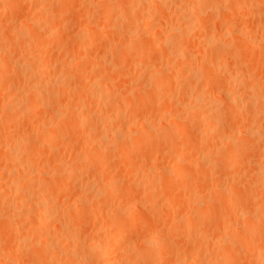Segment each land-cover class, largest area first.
<instances>
[{
    "label": "rangeland",
    "instance_id": "374dc122",
    "mask_svg": "<svg viewBox=\"0 0 264 264\" xmlns=\"http://www.w3.org/2000/svg\"><path fill=\"white\" fill-rule=\"evenodd\" d=\"M9 2V5L8 6H6V8H5V5L6 4H8V2ZM7 1H5V0H0V56H2V54H4V55H7V57H9V54H10V56H14V55H12L11 53H9L10 51H8V49H10L11 48V51H12V53L14 52H16L17 53V55H16V53H15V56H14V58L15 59H21V58H23V57H25V56H23V55H21L22 53V51H23V46H27L28 47V45H27V43L29 44V50L31 49L32 50V48H30L31 46V43H30V38L28 37L29 35H30V33H32L31 35H33V32H35L34 33V35H38V33H39V35L37 36V37H40V35H42V33H44V32H47L46 34H48V31H49V34L52 32V33H55V34H53L52 36L51 35H49V36H47L46 34H43L44 36H41V37H45V35L47 36V37H50V38H47V37H45V39L47 38V39H49V40H45V42H44V39L42 40V42H44L43 44L44 45H42V43L41 44H39V45H42V49H44V50H42V52L43 53H45V55L42 53V52H37V51H40L41 50V48H39V45H38V47L36 46V48H37V53L34 51L35 50V46L33 47L34 49L31 51L30 50V52L32 53V55H31V53H29L31 56H33V54H37V57H38V54L40 53V55L41 56H43V57H39V59L40 60H42V61H40V62H35V61H33V62H30V65L29 66H34L33 68H32V70L34 71H32V72H27V71H25V73H21L20 72V77L19 78H22V79H16L17 78V76H18V74H11V73H13L14 72V70H13V72H10V71H12V70H10V68H12L13 66H11V65H8V69L10 70V71H8L9 73H7V71L5 70V69H3V70H5V73H7V76L5 77V78H7L8 77V79L7 80H5V85L6 86H8V85H13V87H11V88H9V86H8V88L7 87H5V88H7V89H1L2 87H3V85H0V129H1V131L0 132H3V130H4V132L5 131H7V129L10 131V133L11 134H13V140L12 141H14V140H16L17 138L19 139H21L22 137H23V139H24V135H26V136H28V133H29V135L32 133V134H34V136H38L37 138H39V136H40V139H41V137H43V135L41 136L39 133L41 132V134H43V132L45 133V129L46 128H49V129H51V131H52V128H50L51 126H50V122H51V120H52V118H53V116H55V114L54 113H58V110H60V108L62 109V106L65 104V102L66 101H71V98L69 99V97H71L72 95H73V97H72V99L74 98V96H75V94L76 95H78V93H77V91L79 90V87H80V90L82 91L83 89L81 88L82 86L80 85L81 83H79V81L81 80V75L79 76V74L82 72H80L79 73V67H81V68H84L85 67V65L83 64L84 62H82V60L84 59V57L86 58V56L87 57H89V55H87V54H89V52H91V55L93 54V57H94V67L95 68H103L104 69V67H106L108 70H106V69H104V74H106V75H104L103 74V72H102V75L100 74L101 73V71L103 70H101V69H95L93 66L91 67V68H93V69H95V72H97L98 70H100V72L98 71L97 73H95L94 72V70H91V68L89 67V69L88 68H85V69H83V70H85V74L84 75H82V76H85V78H82V80L81 81H84L83 79H90L91 80V78H88V77H92V79H96V78H98L99 79V77H100V79H102V77H105L106 79H108V80H105L106 82H105V84L107 83H109L108 85V92H110L111 94H113V92H114V94L117 96V94L116 93H120V95H118V97H120L121 99L123 98V100H124V102H125V100H126V104L128 105V106H131V105H129V103L128 102H132L131 104H133L134 102H133V99L135 100V98H136V96L137 95H139V94H143L142 95V98L143 97H145V96H147V92L150 94V91H148V90H146L145 88H150L148 85H154L153 84V81H155V80H153V78H155L156 76L159 78V79H161V78H165V77H162L164 74H166L165 76H166V79H167V75H169V73H168V71L166 70V67H167V65L169 66V67H173L174 65H176V66H179L180 64H177V62L179 63V61H177V62H174L172 59V57L170 58V55H172L173 53H174V57H176L177 58V56H178V54H177V52L178 51H180L181 52V54L184 52V50L185 49H182L183 50V52H182V50L181 49H179L180 48V44L181 43H179V46H178V44L176 43L175 45H176V47L179 49H177L178 51H175L176 49H172V47H173V45H174V42H171V40H168V42H171L173 45H171L172 47L171 48H168V50H170L169 52H170V54L168 55V56H166L168 53H167V51L166 50H164L165 48L164 47H162L161 48V46H159L158 47V49H157V47H155V46H158L157 45V43L160 45L161 43H163V45L162 46H164V43H167V38H169L170 39V36H171V33L172 32H174V30L176 29V27L177 28H179V26H180V28H182V26L184 25V24H186V22L185 21H183L184 19V17L181 19V16H185V14H188L186 17H185V19H189V20H191V21H189L188 22V24H192V22H193V24L195 25V23H198L199 21V25L197 24L196 26H194L193 24V26L195 27V29L194 30H189L188 31V33L189 34H186V33H184V35L185 36H182L181 35V37L179 36V38H181L182 39V37H184L183 38V45H181V47L182 48H186L187 50H185V52H186V56H185V58H183V60L185 59V62L186 61H188L187 60V56H188V54H189V56L190 57H196L197 59H195L196 61H194V62H196V65L198 66H195V64L193 63V66H194V68H196V69H192V68H189V69H192V70H194V71H191V72H189V69H187V70H185V72H182L181 73V75H179V78L177 77V76H173V78H175L176 80H174L173 78H171V80H172V82L170 83L171 84V86H170V88H169V86H168V89L169 90H172L173 92H175L174 94H173V92H170V96L168 95L169 93H167L166 91H164V89L165 88H167V87H165V85L167 86V84H169V82L171 81H169L168 80V82H167V80L165 81V82H167V84H165V82L163 81V80H165V79H162V81L161 80H158V78L156 77V79H157V81H159V83H157L159 86H164L163 87V90H162V88H161V90L163 91V92H165L166 93V98H168V96H169V98H171V100H169L168 101V99L166 100V99H164L165 97H163L162 96V94L160 93V96L158 95L159 94V91H158V93H157V90H156V94H155V92H152L153 90H155V88L154 89H151L152 91V93H154L156 96H153V97H155L153 100L155 101V103H154V105H153V103L150 101V97L148 98H146L145 100H149L148 102H150V105H153V108H152V106L150 107V105L149 104H147V107H149V109L150 110H148L147 108H142L141 107V109H143L142 111L144 112V109H146V117H150V113H152L153 111L151 110V109H153L154 110V106H155V104L157 105V109H155V111L157 112V110L159 111V112H164L166 115H168V117L170 118V117H173V116H177V117H182L183 115H182V113L181 114H179L180 112H184V115L186 114V112L184 111L185 109L184 108H182V106L183 105H185L186 104V106H184V107H193V106H195V101H194V98H193V96H195V94H196V96L197 95H204V96H206L205 94H207V96H210L211 98H210V100L208 99V98H206V99H204V101L205 100H209L210 101V103H211V106H214V107H212V108H210L211 106H208V105H210V103H209V101L207 102V101H200L201 103H205L204 105L205 106H203L204 108H207L208 107V110L210 109V111H214V113L216 114L215 116H216V118H217V115L219 116V118H218V123L217 122H215L216 123V125L215 124H213L214 126H216V127H214L213 125H211V126H209L208 124L205 126V124L206 123H204V125H203V123L201 122H199L200 123V125L199 126H201V130L203 129V132L200 130H198L199 129V126L196 124H194V123H192L191 122V120L189 119V123L191 122V125L189 126V127H185V130L186 131H184L185 133H182L183 131H179V130H182V128H179V130H178V134L176 133V135H179V134H182V137H184V139L180 136V137H177L178 139H175V143H176V145H179V148L178 149H176V150H179L180 149V147H181V149H180V151H182V153L183 152H187V149L188 148H193L192 146L190 147H188V145H192V142L195 140V138H192V137H196V135L198 136V137H196V140L199 142V137H200V143H203L202 142V140L203 141H205V144L207 143L208 145H205V147L201 144H198V147H199V149L197 148V143L198 142H196V144L194 143V145L193 146H195L196 145V147H195V149H198L199 151H197L196 150V152H194L193 154H190V153H192V151L190 152V149H188L189 150V152H187V153H184L185 154V156H186V158L188 159V164H186L187 163V160H184V158H185V156H180V155H182V153L180 152L179 153V151H177V152H173V153H176L177 155L178 154H180V155H176V154H173V153H171L170 154V152L169 151H171V149H167L169 146H167V145H163V143L165 142H163L162 143V141H160V140H162V139H160V137H159V135L157 136V133L159 134V133H161L162 135L164 134V135H166V133H165V131H164V133H162V131L163 130H161L162 128H159L160 130H158L157 129V126L158 127H160L159 125H156V127L154 126V125H152V127L150 128V131H153V134L154 135H156L155 136V138H154V140L152 141V143H154L155 142V144L153 145L151 142V146H150V144L149 143H146V145H143L142 143H141V145H143V146H141V147H139L138 149V153H136V151H131V155L129 154L130 153V149L129 148H123V149H125V150H127L128 151V149H129V151L127 152V151H124V150H122L121 148V150H122V154L120 153V150L119 149H117L118 147H116L117 145H115V143L114 142H116V140L115 139H113L112 137H107V135H102V137H106V141H107V138H109V139H113V141L111 140V142H113L114 143V147H113V144L112 143H107L108 145H104V147L106 146H108V147H110V148H108V150H111V152L112 153H110V151H109V153H110V155L108 154V152H106V147H105V149H103V150H101L100 152H102V151H105V152H102L103 154L105 153V155L103 156L102 154H100V152H98L99 153V156L98 157H101V158H103L104 157V160L103 159H98V160H96V161H90L89 163H87L88 165H86L85 163H83L82 162V158L81 159H79L80 158V155H81V157L84 155H86V153H88V152H90L91 151V155L92 154H94L95 156H97V154H95L93 151H92V148H88V147H86V149H85V145L86 146H90L92 143H93V141L95 140H88V138L91 136V135H89V137H88V134L86 135V134H82V135H80V133H83V132H80V131H84V129L82 128V125H80L79 127L80 128H82V129H80V131L79 130H77V131H75V129L74 130H72V128H70L69 126H67L68 128H70L69 130L70 131H66L64 134H66V135H63L62 137H64L63 139H64V141L63 140H59L60 141V143L61 144H58L57 143V141H56V144L59 146V149H58V152L56 153V155H58V156H54V154L55 153H50L49 151H48V153H47V146L46 147H39V149H40V153L39 152H37V154L35 155L36 156V158H38L39 160H37V159H35V160H37L36 162H35V168L36 169H39V170H42V171H44V172H49L50 174L49 175H51V171L53 170V169H51V168H53V167H59L60 165L62 166V168H65L64 169V171L66 170V169H70V167H73V165H76L77 164V162L80 164V167L82 168V171H83V173H82V171H80L79 173H81V174H78L77 176H76V178H78V179H72V181H70L69 179H67L66 177H65V179H67V180H69L70 181V185H68V186H66V188L65 189H63L62 187V185L64 184V182H67L68 183V181H64V178L62 177L61 179L62 180H60V181H63V182H59V184L60 183H62V185L60 186L61 188H60V190L58 191L59 193L61 192L62 194H59V193H56L55 192V194L53 195V199H54V201L56 202V203H59L60 201H61V203H59V204H62L64 207H66V205L68 206V205H70V204H72V202L74 203V201L76 200L77 201V203H78V201L80 200V201H82L83 203H84V205L85 204H92V206L93 207H91L92 208V210H91V208L89 207V206H87V207H84L85 209H83L82 210V206H84L83 204H82V202H79V203H81L82 205H78V204H76V202H75V204H72V206H70L72 209H74V211L76 210V209H80V211L82 210L83 212H80L81 214L83 213V214H85V213H88L87 212V210H86V208H89V213L90 212H92L93 211V209H95L97 206V210H95V212H92V214L94 213H96V215H95V219H96V216L97 217H99V218H97L95 221L97 222V221H99L100 220V223H95L96 225H92V224H90V222H88V221H86L87 219H88V216H89V213L88 214H85V217L83 218L82 217V215H79V213H78V215L79 216H81V219L83 218V220L81 221V224L79 223L78 224V226H74V227H71L70 228V231L72 230L73 232H75V233H77L78 234V236L79 237H77V238H81L82 236H84V237H82L80 240H79V242L81 241L82 243H83V241H87L88 243H92V242H101V243H105V247L107 246L110 250H112V248L113 247H116L117 248V250H115L116 251V253H114L115 251H112L113 253H111V252H109L110 254H107L108 256H105V257H103V258H106V257H109L107 260V262L104 260V259H102V261H99V262H97L96 261V263L97 264H105V263H109L110 262V264H112L111 262L114 260H117L119 257H124L125 258V260H127V263L128 264H130L129 262H128V259H130L132 256V253L133 254H135V251L137 250V248H144V249H142V251H140V249L139 250H137L138 252L140 251L141 253H142V255L140 256V257H142V256H144V254H143V252H145V250H147V248L148 247H150L151 245L154 247V244L156 243V246L154 247L155 248V250H157V251H161V250H158L159 249V246H158V244H164V245H161L162 247H164L166 250H164V252H165V254H163V256L162 257H164V258H162L163 260V262L162 261H160V264H179V263H182V262H184L183 264H196L195 262H193V263H191V261H193L192 259V257H194L192 254H194L193 253V251L195 250L196 251V247H197V245H195L194 246V244H199V246L198 247H201V248H199V249H197V250H199L200 252H199V254L201 255V257H202V259L204 260V259H206L207 258V260H208V257H209V255L210 256H213L212 254H213V252H215L216 251V249H217V252H221L222 250H220V249H223L224 250V248H223V246H224V244H226V243H229V244H233L232 246L235 248L234 250H235V252L236 253H234L233 255L235 256H232V257H234V258H232V259H234V260H232L230 257L228 258L229 260H227V262H229L230 260H231V262H229L230 264H255V263H257V264H264V242H263V240H264V237H263V239H262V236L264 235L263 234V231H264V225H262V223H261V220L262 219H264V218H262L261 216H263L264 215V210H262V208H263V203L264 202H262L263 200H264V198H262V197H264L263 196V192L261 191V189L259 188V187H257V185H256V183L255 182H257V181H259V178L261 179V178H263L261 175V171H260V169L261 170H264V146L262 145L261 146V143L262 144H264V141H262V140H264V139H262V138H264V129L262 128V127H264L263 125H264V123H263V125H261L259 128L262 130V133L260 132L261 130H259V128H258V126H259V124H262V123H260V122H264V116L262 115V114H264V111H257V109H260V110H262L261 108H263L264 109V98H261V97H264L263 95H264V0H236V1H234V0H225V1H230V2H227L226 3V5H222V4H224L225 3V1H224V3L223 2H221L220 3V6H219V3H214V1H212L211 2V0H208L209 2H211L210 4H212V3H214V4H212V5H214V6H219V7H222V8H224L225 6H226V8L225 9H222V10H226V12L225 11H222V12H224V15L222 14H220V12L218 13V15L220 14V18H222L221 20H219V18H218V16L217 15H214V16H217V18H215V17H213V13L214 14H217L216 12H213V11H211V13L209 12L210 11V9L209 8H207V7H209L208 5H205L206 3H204V5L206 6V7H204L201 3L202 2H204L205 0H203L201 3H200V1L198 2L197 0H195V1H191L190 3H193V4H190L189 2H187V4L189 3L190 5H195L194 7H196V8H194L193 10H195V12L194 11H190V10H187L188 8L187 7H189V6H185V4H184V7H183V9H180V8H182V5H183V3H186V2H184V0H181V1H179L178 2V4H177V0H175L176 2L174 3V2H172V0L170 1V0H168V2H171L170 4L167 2V3H165V1H167V0H165L164 2H161V0H157L158 1V3L160 2V4H159V6H162V3H163V6H166V5H164V4H168L169 6L167 7V8H165L164 9V7H160V10H159V8H157L156 7V4H155V6H153V4H151L152 6H146V8L147 9H142L138 4H137V6L136 7H139L138 8V10H140L139 12H142V16H144L146 13H147V15H145L144 17H142V16H140L141 14L140 13H138V12H135V14H140L139 16L141 17L140 19H139V17H137L138 15H136V18L138 19H136V18H134L135 16H133L132 14H134V9H135V11L137 10V8L136 7H133V6H135V4L134 3H132L131 4V2H133V0H128V1H131L129 4H127V5H125L127 2L126 1H124V0H20V1H18V0H15V1H13V0H7ZM12 3H11V2ZM196 1H197V3H196ZM219 1H221V0H216L215 2H219ZM14 2H16V3H14ZM86 2V3H85ZM134 2H137L138 3V0H135ZM180 2H183L182 3V5H180ZM2 3L4 4L3 6H2ZM85 3V4H84ZM157 3V2H156ZM157 3V4H158ZM173 3V6L171 5ZM110 5V6H108V8H114V10L116 11L117 10V12H115V13H117L116 15H114V14H111L110 16H112L111 17V19H110V21H106L109 17H106V15L108 14V13H106V11H105V6H107V5ZM134 4V5H133ZM174 4H177V5H174ZM186 4V5H187ZM188 4V5H189ZM216 4H218V5H216ZM113 5V6H112ZM127 7V9H126V7ZM171 5V6H170ZM199 5H201V6H203L204 8H205V10H206V12L211 16V17H213L212 19H211V17L209 16V18L211 19V20H208V19H206V18H208L207 16L205 17L204 15H207V13H204V8H202L201 6H199ZM5 9L4 11H3V8ZM115 6V7H114ZM121 6H123L126 10H124V8L122 7V9L123 10H121ZM128 6H129V8H128ZM158 6V5H157ZM180 6V7H179ZM198 6V7H197ZM8 7H10V8H8ZM120 7V8H119ZM132 9H131V8ZM156 7V8H155ZM169 7H172V9L171 8H169ZM179 7V8H178ZM190 7H192V6H190ZM189 7V8H190ZM117 8H119V9H117ZM152 8V9H151ZM176 8V9H175ZM185 8V9H184ZM187 8V9H186ZM9 9V10H8ZM142 9V10H141ZM150 9L152 10V11H154L155 12V10H153V9H156L157 11L155 12V14H154V12L153 13H150L149 15H153L151 18H152V20H151V18H150V20L152 21V22H154V19L156 18H154L153 19V17L156 15V13L157 14H159V17L158 18H160V19H156L155 21H157V20H163V19H161L162 17H166L165 19H166V21H164L165 22V24L167 23V22H170V23H168V25H165L164 24V26L162 25L164 22L162 21V22H160V23H158L159 21H157V22H155V23H152V24H155V25H159V27H158V29H157V26H156V28L153 26V28H151L150 30L149 29H147L148 28V26L151 24V21H150V24H148L147 23V25L144 23V19H146V18H148L149 17V15H148V11L147 10H149L150 11ZM161 9H164L165 10V16L163 15V16H161L160 17V12H162L163 10H161ZM203 9V10H202ZM110 9H108L107 11H109ZM130 10V11H129ZM144 10H146L145 12L146 13H144L143 11ZM170 10V11H169ZM183 10V12H185L186 11V13H181V11ZM202 10V11H201ZM64 11V12H63ZM110 11H112V10H110ZM109 11V12H110ZM122 11H124L125 12V14H126V16H127V18L129 17L130 18V16H132L133 18H131V20H132V22H133V24H135V22H137L135 25H134V27L136 26V27H138V28H136V29H138V30H136L135 28H134V31L133 30H130L131 32L129 33L130 34V37L128 36V33L126 34V30L127 31H129L128 29V25L129 26H131V24H127V21L129 20V19H125V14H124V12H122V14H121V12ZM126 11H128V12H130V14L128 13V12H126ZM132 11V12H131ZM151 11V12H152ZM168 11V12H167ZM199 11V12H198ZM39 12H44L43 14H41L40 16H39ZM59 14H58V13ZM188 12V13H187ZM190 12H193V14L192 15H194L196 12H198V13H196L194 16H192L191 15V13ZM203 12V13H202ZM213 12V13H212ZM111 13V12H110ZM127 13L130 15V16H128L127 15ZM177 13H179V14H181V15H178ZM227 13V15H226V17H223V16H225V14ZM162 14H164V11L162 12ZM161 14V15H162ZM183 14V15H182ZM204 14V15H203ZM191 15V16H190ZM39 16V17H38ZM108 16H109V14H108ZM180 16V17H179ZM42 17V18H41ZM46 17H48V18H46ZM180 19H179V18ZM190 17V18H189ZM106 20H105V19ZM142 18H144V19H142ZM22 20H23V22L25 21L26 22V24L29 22V21H31V22H29L28 23V25H26L25 24V27L22 29V30H20V27H17V26H21V23L22 24H24L23 22H22ZM29 20V21H28ZM34 20H37V22L36 21H34ZM103 20L105 21V22H110V23H113L114 25H117L120 29H118L119 31L118 32H120V33H122V29L125 27V24H127L126 25V27L124 28V30H125V35H127L125 38L127 39L128 38V40H126V42L128 41V44L125 42V40H124V43H126V45H128V50H129V48L131 47V46H134V44H135V46H136V44H137V46H136V49H140V47H139V45L138 44H144L145 42H143V41H145V39H146V45H147V49H145L144 48V46L141 44V48H144V51L146 50H148V43H150V42H152L151 41V39L154 37V44H155V42H156V45H154V47L156 48H152V46H151V48L149 47V51H150V49H151V52H147L149 55H147L148 57L146 58L144 55H143V57L142 58H144V60H146V62H147V60H148V62L151 64V65H149L148 64V62H147V67L145 66V64L143 63V62H141V61H143V59L142 60H140V63L139 62H137L138 61V59H140V54H145V53H142L143 51H141L142 49H140V50H138V51H140L139 53V55H137L136 53V55L139 57V58H137L136 57V55L134 56V57H136V58H134V57H131V56H129V55H133L134 53H132L131 52V54H127L126 52H127V50H124L125 48H127V47H125L124 49L122 48V47H120L121 45H117V46H114V45H116V44H120V42L118 41V40H123V36L124 35H119V34H116V33H114V31H116L117 29H113V27L115 28V27H117V26H114L113 24H112V26H111V24H110V26H109V24H108V28L106 27V25H107V23H105V22H103ZM127 20V21H126ZM135 20V21H134ZM140 20V21H139ZM147 20H149V18L147 19ZM168 20V21H167ZM172 20V21H171ZM180 20H182V21H180ZM223 20V21H222ZM146 21V20H145ZM38 23L39 24V26H38V24L35 26V27H33V23ZM40 22V23H39ZM131 22V23H132ZM183 22V23H182ZM185 22V23H184ZM212 24H211V23ZM20 23V24H19ZM98 23V24H97ZM105 23V24H104ZM129 23V22H128ZM158 23V24H157ZM162 23V24H161ZM216 23V24H215ZM31 26H30V25ZM86 24V25H85ZM90 24H94L93 26H92V28L90 29V30H95V31H93L92 33H87L88 34V36H85L86 35V31L85 32H81V28L82 27H85V26H90L91 27V25ZM95 24H97V26L95 25ZM124 24V25H123ZM139 24H140V26H139ZM151 24V25H152ZM160 24H161V26H160ZM170 24V25H169ZM171 24H172V26H171ZM180 24V25H179ZM182 24V25H181ZM188 24H186V27H190V25L189 26H187ZM209 24H211V26L209 25ZM123 25V26H122ZM144 25L145 26H147V27H145L144 28ZM150 25V26H151ZM174 25H176V27L174 26ZM179 25V26H178ZM26 26H27V28L29 27L30 29H31V31L29 30V29H26ZM82 26V27H81ZM97 27L96 29H94L93 27ZM104 26V27H103ZM167 27V26H169L168 28H163V27ZM173 26H174V28H173ZM199 27V29H198V27ZM206 26L208 27V26H210V28L208 27L207 29H206ZM215 26V27H214ZM39 27V28H38ZM123 27V28H122ZM140 27V28H139ZM152 27V26H151ZM170 27L171 28H173V29H170ZM194 27H191L192 29L194 28ZM110 28H112V29H110ZM126 28H128V29H126ZM156 30H155V29ZM160 28V29H159ZM26 29V30H25ZM62 29V32L60 31ZM108 29V30H107ZM131 29H133V28H131ZM162 29V31L161 32H163L164 34H167V35H164V36H166L165 37V39H166V41H164V39L163 40H160V38H164V37H161V36H163L162 35V33L159 31V30H161ZM171 30V31H169V30ZM189 29V28H188ZM196 29H198V31H196ZM27 30H29L28 32H29V35L27 36L26 34H25V37H24V34H21L20 33V31L21 32H23V31H27ZM35 30V31H34ZM38 30V32H36ZM45 30H47V31H45ZM90 30H89V32H90ZM110 30H114V31H110ZM122 30V31H121ZM145 30V31H144ZM146 30H148L149 32H147ZM154 30H155V32H154ZM165 32H164V31ZM167 30H168V32H169V34H168V32H167ZM208 30V31H207ZM211 32H210V31ZM18 31H19V33H18ZM33 31V32H32ZM39 31H43L42 33H40ZM133 31V32H132ZM112 32V33H111ZM117 32V33H118ZM167 32V33H166ZM194 32H198L199 33V35L198 34H195ZM230 32H232V33H234V34H237L238 36H241V38H238V37H233V36H231V34L232 33H230ZM18 33V34H17ZM27 33V32H26ZM59 33V34H58ZM131 33H132V35H131ZM134 33V34H133ZM146 33H147V35H146ZM149 33V34H148ZM154 33H156L157 35H155ZM207 33V34H206ZM230 33V34H229ZM239 33V34H238ZM242 33V34H241ZM141 34H144V35H141ZM159 34H161V36H159ZM174 34H176L175 32H174ZM174 34H172V36L174 37ZM224 34H226L227 36L229 35V37H226ZM233 34V35H234ZM30 35V36H31ZM55 35H57V37L55 36ZM136 35V36H135ZM151 36V39H150V36ZM178 35H179V33H178ZM188 35V36H187ZM237 35H235V36H237ZM247 36V38H246V36ZM10 36H13V37H10ZM132 36V37H131ZM147 38H149V39H147ZM157 36V37H156ZM158 36L160 37V38H158ZM199 36H200V38H199ZM252 38H251V37ZM23 37V38H22ZM26 37H28L27 39L29 40V41H27V39H26ZM33 37V36H32ZM31 37V38H32ZM87 37H88V39H87ZM120 37V38H119ZM176 37V36H175ZM185 37H189V38H186L185 39ZM209 37V38H208ZM227 38V39H224V38ZM233 38L234 40H236V41H234L233 39H231V38ZM243 37H245L246 38V40L248 39L249 41H245V40H242V39H244ZM18 38V43H20V42H24V44L25 45H19L18 43H16V39ZM25 38V39H24ZM179 38H178V41H179ZM208 38V39H207ZM250 38V39H249ZM15 39V40H14ZM22 41H21V40ZM158 41H157V40ZM173 39V38H172ZM175 39V38H174ZM176 39H177V37H176ZM189 39V40H188ZM239 39V40H238ZM260 39H261V41H260ZM20 40V41H19ZM149 40V41H148ZM153 40V39H152ZM186 40V41H185ZM202 40H204L203 42H202ZM224 40H226V42H228V40H230L228 43H226V42H224ZM257 40V41H256ZM117 41H118V43H117ZM148 41V42H147ZM161 41H163V42H161ZM206 41V42H205ZM211 41V42H210ZM223 41V42H222ZM253 41V42H252ZM254 41H256V42H254ZM135 42V43H134ZM201 42H202V44H201ZM231 42H235L234 43V45H233V43H231ZM261 42V43H260ZM80 45H79V44ZM122 43V42H121ZM134 43V44H133ZM170 43V44H171ZM187 43V44H186ZM203 43H205V44H203ZM20 44H23V43H20ZM131 44H133V45H131ZM218 44H220V45H218ZM232 44V45H231ZM21 46V47H18V46ZM123 45H125V44H123ZM145 45V44H144ZM166 45V47H167V45H169V43L168 44H165ZM186 45V46H185ZM188 45V46H187ZM209 45V46H208ZM227 45H231V46H228V47H224V46H227ZM259 47H258V46ZM15 46V48L13 49L12 47H14ZM78 46H79V48H78ZM130 46V47H129ZM183 46H185V47H183ZM201 46V47H200ZM207 46V47H206ZM220 46V47H219ZM233 46V47H232ZM8 47V49H6ZM23 47V48H22ZM117 47H119V48H122L121 50V53H123V52H125V54L127 55V59L126 60H128L129 59V61H130V59H132L130 62H132V65H136L135 67L136 68H138V69H135V68H131L129 71L128 70H126V68L128 67L127 65H131V63L129 64V62L127 63V62H125L124 61V59H123V64H125V66H122V65H120L121 63H119V64H116V66L115 65H113L114 64V62L116 61H118V62H120L122 59H121V57H118L117 55L119 54V52H120V49L119 48H117ZM124 47V46H123ZM146 47V46H145ZM169 47H170V45H169ZM175 47V46H174ZM262 47V48H261ZM21 49V51H18L17 52V50L16 49ZM116 48V50H114ZM132 48V47H131ZM131 48H130V51H131ZM222 48H225L226 50L224 51ZM228 48H230V50L228 49ZM231 48H234V50L233 49H231ZM3 49V50H2ZM5 49H6V51L7 52H5V53H3L4 51H5ZM93 49V52L91 51ZM96 49V50H95ZM119 49V50H118ZM153 49V50H152ZM163 49V50H162ZM222 49V50H221ZM14 50V51H13ZM46 50V51H45ZM73 50V51H72ZM76 50H78V52H76ZM83 50H85L84 52H83ZM89 50V51H88ZM157 50H160V51H157ZM173 50V52H171ZM190 50V51H189ZM207 50V51H206ZM211 50V52H209ZM228 50H229V53L230 52H233V55L232 54H229L228 53ZM82 51V52H81ZM145 51V52H146ZM162 51H166L165 53H167V54H165V53H163ZM175 51V52H174ZM217 51V52H216ZM134 52V51H133ZM152 52H154L155 54H152ZM205 52V53H204ZM221 52V53H220ZM227 53L230 57H233V58H231L230 59V57L225 53L224 55H223V53ZM9 53V54H8ZM13 53V54H14ZM19 53H21V54H19ZM121 53H120V56H121ZM128 53H130L129 51H128ZM172 53V54H171ZM216 53H220V62H221V64H220V67L218 66L219 65V63L220 62H218V61H216L215 62V57H217L216 59H218V54H216ZM124 53H123V55H124V58H126V55H125ZM164 54V55H163ZM177 54V56H175ZM180 54V53H179ZM183 54H185V53H183ZM182 54V55H183ZM191 54V55H190ZM197 54H200V55H202V57L199 55V57H198V55ZM214 54H216V56H214ZM4 55L2 56L3 58H4ZM163 55V57H161ZM208 55V56H207ZM21 56H23V57H21ZM31 56H27V58L28 57H31ZM34 56H36V55H34ZM188 56V57H189ZM211 56V57H210ZM2 57H0V58H2ZM7 57H5V58H7ZM92 57V58H93ZM178 57H180V56H178ZM203 57H205V58H203ZM210 57V60L212 59V57L214 58V64H215V67L216 66H218L217 67V69L218 70H216L215 71V69L213 70V68H215V67H213L212 69H209L208 67H211L212 66V60L211 61H208V62H206V64L208 63V64H210V66H208V64L206 65L205 63H203V62H205L208 58ZM224 57V58H223ZM0 59V60H5V58L4 59ZM44 60H43V59ZM117 58H119V59H121L120 61L117 59ZM123 58V57H122ZM156 58V59H155ZM158 58L159 59H161V60H158ZM181 58V57H180ZM227 58V59H226ZM103 59H105V61H108V62H106L107 64L108 63H110V65L108 64V66H105L104 64H106L105 62L103 63V65H104V67H102L103 65H101L102 64V61H104ZM114 59H117V60H115L114 61ZM134 59V60H133ZM153 59L156 61H154L155 62V64L157 63V65H154V62H153ZM167 59V60H166ZM175 59V58H174ZM179 58H177V60H178ZM190 59H192L193 60V58H190ZM202 60V61H200V60ZM204 59H206L205 61H204ZM8 60V58L5 60V61H7ZM135 60H136V62H135ZM151 60V61H150ZM209 60V59H208ZM223 62H222V61ZM43 61H45V62H51V64H52V66L47 70L48 71V75L46 76L45 74V76L42 74L41 76H39L38 78L40 79V77L42 78L43 77V81H44V79H45V81L44 82H47L48 83V81L50 82V84L51 83H55L54 81H55V79H52V78H57L58 80H59V78H60V80H62V82H60V83H62V84H64V85H62V86H64L63 87V92L62 93H64V94H62V93H59V90H58V93L59 94H62L61 95V97L59 96V95H56V96H58L59 98H62V99H60V101L63 103H59V105H60V108L58 109V107H59V105H58V107H55V110L51 107L52 105V103H56V101H59V99L58 100H56V101H51L50 102V104L49 105H51L50 107L49 106H47V107H49V108H51L52 110H48L47 108H44L45 106H43L42 107V109H37V110H39V111H35V113L34 112H32L31 110H28V109H26V107L28 108L29 106H30V103H28L29 105H25V103H26V101L28 102V100L29 101H31L28 97H26L28 100H22V98L18 95V94H20L19 92L21 91L22 93H23V91L25 92V90H26V88L27 87H29L30 85H31V83L29 82V81H27L26 82V78H23V77H21V74H22V76H23V74H24V76L25 75H29V74H38V73H42V71H43V68L41 67V63L43 62ZM54 61V62H53ZM84 61L87 63V59H84ZM161 61V62H160ZM230 61H232V62H230ZM2 63L4 62V61H1ZM163 62V63H162ZM180 62H183V61H180ZM210 62V63H209ZM81 63H82V65H81ZM93 63V62H92ZM101 63V64H100ZM188 63V62H187ZM228 63V64H227ZM1 64V63H0ZM36 64V65H35ZM39 64V65H38ZM55 64V65H54ZM142 66V69H140L141 67H138V66H140V65ZM166 64V65H165ZM190 64V63H189ZM201 64H203L204 66H202ZM218 64V65H217ZM227 64V65H226ZM7 65V62H6V64L4 65V63H3V68H5V67H7L6 66ZM81 65V66H80ZM84 65V66H83ZM119 65V66H118ZM132 65H131V67H132ZM152 65H153V67L154 68H152ZM186 65H188V64H186ZM223 65V66H222ZM11 66V67H10ZM68 67V69H67V67ZM77 66H79L78 68H76ZM144 66V67H143ZM151 66V67H150ZM200 66V67H199ZM202 66V67H201ZM205 66H208L207 68L205 67ZM234 68H232V67ZM57 67V68H56ZM120 67V68H119ZM122 67H126V68H124V69H122ZM148 67H150L151 68V70H150V73H149V71L147 70V69H145V68H148ZM163 67H165V68H163ZM187 67H190V66H187ZM62 68H65V69H63L65 72H67L68 74H69V72H70V76L67 74V78L66 77H63L64 75L66 76V73H64V71L62 70ZM130 68V67H129ZM144 68V69H143ZM221 68V69H220ZM227 68V69H226ZM231 70H229V69ZM2 69V68H1ZM0 69V70H1ZM13 69H15L14 67H13ZM17 69V68H16ZM15 69V70H16ZM42 69V70H41ZM69 70V72L67 71V70ZM128 69V68H127ZM135 69V70H134ZM158 69V70H157ZM159 69H161V70H159ZM162 69L164 70H166V72L164 73V71H162ZM223 69V70H222ZM60 70V71H59ZM63 72H62V71ZM87 70V71H86ZM89 70V71H88ZM147 70V71H146ZM178 70H179V68H178ZM210 70H213V71H210ZM221 70V71H220ZM234 70H236V71H234ZM2 71V70H1ZM18 71V70H17ZM39 71V72H38ZM41 71V72H40ZM47 71H44V73H46ZM73 71H77V73H74ZM152 71V72H151ZM226 71H228V73H229V71H230V75H228L227 77H229L230 76V79H231V81L233 80L235 83H236V85H233V87H232V84H234V82L232 81V83L230 84L229 83V78H228V82H227V77H226ZM26 72H27V74H26ZM73 72V73H72ZM87 72V73H86ZM105 72H107V73H105ZM144 72V73H143ZM147 72V73H146ZM159 72V73H158ZM196 74H195V73ZM232 72V73H231ZM15 73V72H14ZM18 73V72H17ZM82 73H84V72H82ZM126 73V74H125ZM147 75H146V74ZM160 73L161 74H163V75H161L160 76ZM168 73V74H167ZM188 73V74H187ZM195 75H194V74ZM233 73H235V74H238V75H235V74H233ZM242 75V76H240V74ZM76 76L75 78H73L74 76ZM76 74V75H75ZM143 74H145V75H143ZM153 74V75H152ZM193 74V75H192ZM6 75V74H5ZM14 75V76H13ZM17 75V76H16ZM39 75V74H38ZM37 75V76H38ZM50 75V76H49ZM143 76V77H141V76ZM151 77V82H150V77ZM159 75V76H158ZM188 75V76H187ZM200 76V77H198V76ZM246 77H245V76ZM49 76V77H48ZM72 76V77H71ZM87 76V77H86ZM110 76V78H112V81H110V78H108V77ZM146 76H148V77H146ZM186 76L188 77V78H193V81H195V82H192V83H194V84H188L189 86H186V85H184V84H187L186 82H188V83H190L189 81H191V80H189L188 78L187 79H184V78H186ZM191 76H193V77H191ZM219 76H221V77H219ZM224 76H225V78H226V80H225V78H224ZM248 76V77H247ZM14 77H15V79H14ZM80 77V78H79ZM137 77H139V78H137ZM145 77V79H146V81L147 82H145V80H143L142 79V81L141 80H139V79H141V78H144ZM177 77V78H176ZM203 77L207 80H209V81H211V84L209 83V85H208V87H206L207 85H205L206 84V82H204L202 79H203ZM238 77V78H237ZM239 77H240V79L242 80V83L244 82V84H242V85H240L241 83V80L239 79ZM250 77V78H249ZM48 78V79H47ZM49 78H51V79H49ZM61 78H63V79H61ZM197 78V79H196ZM247 78V79H246ZM23 79L25 80V81H23ZM74 79V80H73ZM77 79H79V81L77 80ZM170 79V78H169ZM183 79V80H182ZM195 79V80H194ZM200 79H201V82H200V84L201 83H205L204 84V86L203 85H199V82H197L198 80L200 81ZM204 79V80H205ZM211 79V80H210ZM246 80V81H244V80ZM19 80V81H18ZM21 80V81H20ZM64 80H67V81H64ZM73 80V81H72ZM79 83H76V81ZM103 80V79H102ZM179 80V81H178ZM186 80H189V81H186ZM205 80V81H206ZM220 80V81H219ZM238 80H240V81H238ZM253 80V81H252ZM7 81H12L13 82V84H12V82L9 84V83H7ZM53 81V82H52ZM89 81V80H88ZM141 81V82H140ZM160 81H161V83H164V85H162V84H160ZM182 83H181V82ZM226 81V82H225ZM252 81V82H251ZM67 82V83H66ZM85 82H87V80H85ZM112 82H113V84H112ZM142 83V85H140V83ZM145 82V83H144ZM150 84H149V83ZM156 82V81H155ZM222 82H224L223 84H224V86H225V88H223L224 86L222 85ZM237 82H239V83H237ZM71 83V84H70ZM74 85H73V84ZM173 83V84H172ZM179 83V84H178ZM196 83H198V86H200V93L199 92H197V93H195L196 91H197V88H198V86H194L195 88H196V91H193V90H195L194 88H193V86H191V85H195ZM227 83V85H231V87L230 86H226L225 84ZM250 83H252V84H250ZM0 84H3V83H0ZM76 84L77 85H79L78 87L76 86ZM133 86H132V85ZM143 84H144V86H143ZM156 84V83H155ZM178 86H180V87H178ZM61 84H59L58 83V87L60 86ZM113 85V86H112ZM120 85V86H119ZM126 85V86H125ZM150 85V86H151ZM247 85H249V86H247ZM57 86H56V88H55V92H54V94H58L57 93V89H59V88H57ZM66 86V87H65ZM69 86V87H68ZM78 88V89H76V87ZM130 86V87H129ZM142 86L143 87H145L144 89L146 90L144 93L143 92H141L142 90ZM148 86V87H147ZM184 86H186L188 89L189 88H191V89H193V90H188L186 87H184ZM222 86V87H221ZM241 86V88H239ZM247 86V87H246ZM3 87V88H4ZM75 89H74V88ZM117 87V88H116ZM124 88V90H129V91H131L130 93H129V91H127L128 93H126L124 90H123V88ZM133 87V88H132ZM154 87V86H153ZM173 87H174V89H173ZM182 87V88H181ZM187 89L188 91H187V93L189 94H187V95H185L184 96V92L186 93V91H185V89ZM228 87V88H227ZM238 87V88H237ZM244 87L247 89L248 88V90H246V89H244ZM121 90H120V89ZM129 88H131V89H129ZM137 88V90H133V89H136ZM139 88V89H138ZM172 88V89H171ZM177 88V89H176ZM178 88H181V89H178ZM205 88V89H204ZM220 88H222V89H220ZM21 89V90H20ZM76 91H74V90ZM143 89V90H144ZM167 89V90H168ZM182 89H184V92H182ZM226 89V93H225V90ZM243 89V90H242ZM251 89H254V90H258V91H260V92H258L257 91V95L258 94H261L260 95V97L259 98H261V100L263 101H259L260 102V106H258L257 105V102H256V106H258V107H261V108H255L256 109V111H255V114H254V116H253V112H251V115H250V112L249 111H254L255 109H252V110H250V108L251 107H253L254 105H252L251 106V104H250V106H248V107H250V108H248L247 107V104L245 103V102H247L248 101V99L249 98H258L257 96L255 97L254 96V94H255V92L254 93H252L253 92V90H251ZM60 90H62V89H60ZM66 90V91H65ZM79 90V91H80ZM166 90V89H165ZM181 91V93L179 92V91ZM201 90H204L205 92H203V91H201ZM227 90H228V92H227ZM252 92H251V91ZM78 91V92H79ZM80 91V93L79 94H87V92H81ZM120 91H123L122 93L120 92ZM133 91V92H132ZM137 91H140L141 93H139V94H137ZM223 93H222V92ZM234 92L238 97H239V101H238V106H236V105H234L233 106V104H235L234 102L233 103H231V101L229 100V99H227V98H225L226 97V95H227V93H230V92ZM241 91H243V92H241ZM125 92V94L123 95V93ZM169 92V91H168ZM203 92V93H202ZM218 92V93H217ZM221 92V93H220ZM75 93V94H74ZM136 93V94H135ZM191 93L192 94H194L193 96H190L191 95ZM202 93V94H201ZM239 93V94H238ZM252 93V94H251ZM53 94V95H54ZM83 94V95H84ZM144 94H146L145 96H144ZM148 94V95H149ZM171 94H173L174 95V97H172L171 96ZM180 94V95H179ZM183 94V95H182ZM213 94V95H212ZM247 94V95H246ZM255 94V95H256ZM52 95V96H53ZM89 95V94H88ZM134 95V96H133ZM157 95L159 96V97H157ZM168 95V96H167ZM215 95V96H214ZM218 95H220V96H218ZM248 95H250L249 96V98L248 99H244V98H246L245 96H248ZM253 95V96H252ZM16 96H19L20 98H16L15 99V97ZM56 96H55V99H56ZM149 96H151V95H149ZM161 96H162V98H161ZM184 96V97H183ZM190 96V97H189ZM241 96L243 97V101L241 100L242 98H241ZM259 96V95H258ZM68 98V100L66 99V98ZM126 99H125V98ZM138 98H137V100L138 99H141L142 101H143V105H141V106H145L146 104H145V100H143L141 97H139V96H137ZM178 97H180V99L178 98ZM186 97V98H185ZM14 98V99H13ZM52 98H54V96L52 97ZM88 98V97H87ZM89 98H90V96H89ZM88 98V99H89ZM157 98H161V99H157ZM175 98V99H174ZM182 98H185L186 99V101H181V99ZM19 99H20V103H19ZM54 99V100H55ZM152 99V98H151ZM192 99H193V101H194V105H193V103H192ZM17 100V101H16ZM21 100L23 101V103L21 102ZM91 99H89L88 101H87V103H88V107H87V105L85 106V107H87V108H85V110H88L89 108H90V110L91 109H93L92 111L93 112H96V110H99V111H102V110H104V107L103 106H105L104 104H100V105H97V104H99V103H97L96 104V102H93L94 103V105L92 104V102L91 101H93L94 99L92 98V100L90 101ZM165 102H164V101ZM177 100V101H176ZM183 100V99H182ZM227 100V101H226ZM229 100V101H228ZM240 100L242 101L241 103H240ZM258 100V99H257ZM256 100V101H257ZM17 102L16 103V105H20V107L21 108H23L22 110H21V112L19 111L18 112V114L17 115H15L16 117H15V119L13 118V117H11V120L13 121V120H15L16 121V123L19 125V126H17V124L15 123V121H13V122H11L10 123V127H15V129L14 128H12V129H14V130H10L9 128H7V127H5V125H6V123H8V119L9 118H7V119H3L2 120V118H3V116L5 115V113L1 110V107L3 106V104H5V102L7 103V102ZM25 101V102H24ZM59 101V102H60ZM141 101V102H142ZM145 101V102H144ZM171 101V102H170ZM179 101L183 104V105H181V103L180 104H178L179 103ZM214 101V102H213ZM91 102V103H90ZM135 102H136V100H135ZM162 102H164V103H162ZM173 102V103H172ZM183 102H185V104L183 103ZM206 102L207 103H209V104H207L206 105ZM228 102V103H227ZM262 102V103H261ZM32 103V102H31ZM86 103V104H87ZM138 103V102H137ZM213 103H214V105H213ZM219 103V104H218ZM230 103V104H229ZM242 103H245L246 105H241ZM23 104L26 106V107H23ZM56 104H58V102L56 103ZM62 104V105H61ZM145 104V105H144ZM259 104V103H258ZM93 105V106H92ZM139 105V104H138ZM149 105V106H148ZM169 105H171V106H169ZM193 105V106H192ZM53 106H54V104H53ZM55 106H57V105H55ZM98 106V107H97ZM127 106V109L129 110V108L130 107H128ZM132 106H134V105H132ZM160 106L162 107V109L163 108H165L164 109V111L163 110H161L160 111ZM207 106V107H206ZM101 107H103V109H100ZM135 107V106H134ZM140 107V106H139ZM138 107V109L140 110V108ZM170 107V108H169ZM216 107V108H215ZM222 107H223V109H222ZM225 107V108H224ZM235 107V108H234ZM239 109H238V108ZM244 107V108H243ZM255 107V106H254ZM44 108V109H43ZM95 108H97V109H95ZM156 108V107H155ZM182 108V109H181ZM203 108V109H204ZM234 108V109H233ZM25 109V110H24ZM57 109V110H56ZM127 109H125L126 111H127ZM135 109H137V108H135ZM137 109V110H138ZM168 109H170L169 111H167ZM222 109V110H221ZM247 109H249V110H247ZM27 110V111H26ZM84 110V111H85ZM89 110V111H90ZM123 110V109H122ZM182 110V111H181ZM215 110H217V111H215ZM218 110L220 111V113L222 114V112H223V116L224 117H222V115L218 112ZM29 111V112H28ZM31 111V112H30ZM53 111H55V112H53ZM88 111V112H89ZM91 111V112H92ZM99 111H97V113H100ZM104 111H107V105L105 106V110ZM108 111H109V107H108ZM134 111V110H133ZM141 111V112H142ZM245 111V112H244ZM249 113H248V112ZM79 112H81V110H77V113H79ZM136 112V113H135ZM139 112V111H138ZM137 113V111H134V115H136V114H138L140 117H135V119H134V115H133V117L131 118V116L129 115L130 113H132L131 111L129 112H127V115H126V113H125V111L124 112H122V114H124L125 113V115L127 116H123V118H126L125 119V122H127V124H128V126H130L131 124L133 125V126H130L133 130H132V135H134V136H137L138 135V133L139 132H141V129H143V127H140L139 128V125L141 124L140 122H142L143 120H142V118H141V114L142 113ZM225 112V113H224ZM259 112H260V114H259ZM3 113H4V115H3ZM36 113H38V114H36ZM52 113V114H51ZM149 113V114H148ZM155 113V112H154ZM177 113V114H176ZM218 113V114H217ZM233 113H235V114H233ZM258 113V114H257ZM20 114V115H19ZM133 114V113H132ZM131 114V115H132ZM238 114V115H237ZM246 114H249V118L250 119H247V117H248V115H246ZM1 115H3V116H1ZM60 115V114H59ZM143 115V114H142ZM182 115V116H181ZM230 115H231V117H230ZM243 115V116H242ZM258 115H261V117H259V119H257V116ZM187 116V115H186ZM220 116H221V118H222V120L220 119ZM225 116H226V119H225ZM245 116H247V117H245ZM251 116H253V118L254 119H252V121H251V123L252 124H250V125H254V124H258L257 125V127H254V126H251L252 127V129L249 127V129H246V124L251 120ZM262 116H263V118H262ZM60 117H61V115H60ZM129 117V118H128ZM143 117V116H142ZM148 117V118H149ZM185 117V116H184ZM183 117V121H185V122H183L182 120H180V124L179 123H177V124H179V126H182V123L181 122H183V124L184 123H187L186 121V119H188V118H184ZM194 117H196V116H194ZM235 117H237V118H235ZM245 118L244 120H243V118ZM255 117H256V119H255ZM51 120H50V119ZM128 118V119H127ZM132 120H131V119ZM139 118H141V119H139ZM144 118V117H143ZM260 118H262V119H260ZM134 119V120H133ZM138 119V120H137ZM224 119V120H223ZM228 119V120H227ZM238 120L239 121V123L240 124H238V122L237 121H235V120ZM239 119H241V121L239 120ZM10 120V121H11ZM29 120H31V121H29ZM57 120V119H56ZM56 120L54 121V123H57L56 122ZM123 120V119H122ZM135 120H137V121H135ZM141 120V121H140ZM192 120H194L195 122L197 121V120H195L194 118L192 119ZM230 120H232V121H230ZM233 120L235 121V122H233ZM249 120V121H248ZM130 121H132V122H130ZM134 121V122H133ZM219 121H220V123H219ZM225 121H227V122H225ZM5 124H4V123ZM27 122H29V123H27ZM44 122H46V123H44ZM130 122V123H129ZM137 122V123H136ZM224 122L226 123V125H228V124H231V122H232V124H234L235 125V127H243V128H245V131L242 129V128H240L239 127V130L238 129H234L235 127H232V126H234V125H232L231 127L233 128H231V129H229V125L227 126L228 127V130H230V131H228V133H231V134H233V132H235L236 133V131H239V132H237V134H235L233 137H234V139H233V137L230 135V134H228L226 131H224V130H227L226 128H224V126L226 127V125L224 124ZM247 122V123H246ZM13 123H14V126H13ZM119 123V122H118ZM116 124L117 126L115 127L116 128V130L117 131H121V132H125L124 134L127 136H129L130 135V133H128V132H131L127 127L128 126H126V127H124V128H126V129H123V126L121 125V123L120 124ZM188 123V124H189ZM197 123H198V121H197ZM198 123V124H199ZM242 123H245V125H243ZM40 125V127L41 128H39V126L37 127V125ZM71 125V123H67L66 125ZM192 124H194L193 126H192ZM217 124H219V126L221 125L222 126V124H224L222 127H219L218 126V128H217ZM202 125H203V128H202ZM237 125V126H236ZM72 126V125H71ZM77 126V125H76ZM84 126V125H83ZM141 126V125H140ZM154 126V127H153ZM185 126H187L186 124H185ZM194 126L196 127H198V129L196 130V128H195V132L193 131V128H194ZM213 126V127H212ZM247 126H249V124H247ZM17 127V128H16ZM78 127V128H79ZM85 127V126H84ZM118 127V128H117ZM162 127V126H161ZM177 126H175V128H176ZM193 127V128H192ZM211 127V128H210ZM43 128V129H42ZM67 128V129H68ZM73 128H75V126L73 125ZM77 128V127H76ZM77 128V129H78ZM153 128V129H152ZM154 128H156V130L154 129ZM213 128V129H212ZM215 128V129H214ZM248 128V127H247ZM255 128V129H254ZM257 128V129H256ZM32 129H34V130H32ZM49 129H47V132H48V130ZM66 129V128H65ZM164 129V128H163ZM178 129V128H177ZM176 129V130H177ZM219 129H223V133L225 132V134L227 135V137L229 138V136H230V138L229 139H227V137H226V135L225 134H223V135H221V136H217L219 133ZM251 129V130H250ZM17 130V132H15ZM19 130L22 132L23 130H25V132H22V134L23 135H21V132H19ZM27 130V131H26ZM32 130V131H31ZM64 130V129H63ZM87 130V129H86ZM84 131V133H89V130H87V131ZM124 130V131H123ZM188 130H189V132H188ZM206 130V131H205ZM207 130H208V132H207ZM212 130V131H211ZM215 130H218V132L217 133H215L216 131ZM253 130H255V131H253ZM256 130H258V131H256ZM12 131V132H11ZM36 131V132H35ZM43 131V132H42ZM65 131V130H64ZM73 133H72V132ZM74 131L75 132H78V133H74ZM127 131V132H126ZM137 131V135L136 134H134L135 132ZM149 131V130H148ZM149 131V132H150ZM197 131H199V133H197L196 134V132ZM210 131V132H209ZM221 131V130H220ZM248 131H252L251 133L253 134H251L250 132V134L248 133ZM13 132H15V133H13ZM26 132H28L27 134H26ZM31 132V133H30ZM80 132V133H79ZM93 132V131H92ZM142 132H145V131H142ZM147 132V131H146ZM149 132H147L148 134H149ZM156 132V133H155ZM206 132H207V134H211L210 135V137L212 136V138L211 139H209V135H207L206 134ZM258 132V133H257ZM35 133H36V135H35ZM38 133V134H37ZM146 133V134H147ZM190 133H192L191 135H189ZM196 134L195 136H193V134ZM205 135H207V137L206 138H204L203 137V135L204 134ZM241 133V134H240ZM259 133H260V135H259ZM16 134H18V136L16 135ZM46 134V133H45ZM44 134V135H45ZM63 134V133H62ZM68 134V135H67ZM72 134H74L73 136L75 137V138H73V136H72ZM123 134V135H124ZM151 132H150V134H149V137H151V135H153ZM203 134V135H202ZM213 134L215 135L216 134V136L214 137L213 136ZM222 134V133H221ZM245 134V135H244ZM254 134L256 135L257 134V136L259 137V139H258V137L256 136V138L255 139H252V140H250V138L253 136V138L255 137L254 136ZM15 135V136H14ZM76 135H80L79 137L77 136V138H76ZM84 135V136H83ZM124 135V136H125ZM132 135H130V136H132ZM153 135V136H154ZM175 135V136H176ZM224 135H225V137H224ZM250 135V136H249ZM31 136V135H30ZM33 136V135H32ZM125 136V137H126ZM127 136V137H128ZM173 136H174V134H173ZM189 136V137H188ZM16 139H15V138ZM71 137V138H70ZM82 137V138H81ZM92 137V136H91ZM101 137V136H100ZM99 137V138H100ZM133 137V136H132ZM163 137V136H162ZM161 137V138H162ZM167 137V136H166ZM170 137V136H169ZM203 137V138H202ZM222 137H224L225 139H227V140H229V142L227 141L226 142V140L223 138L222 139ZM232 137V138H231ZM250 137V138H249ZM158 138V139H157ZM174 138V137H173ZM60 139H62V138H60ZM68 139V140H67ZM87 139V140H86ZM108 139V140H109ZM165 139V138H164ZM163 139V140H164ZM191 139H192V141H191ZM202 139V140H201ZM209 139V140H208ZM214 139H216V140H214ZM221 139V140H220ZM230 139H232L233 140V142L235 143V144H232V147H233V150L231 149V148H229V147H231V146H229V144L231 143V141L232 140H230ZM65 140H67V141H65ZM70 140V141H69ZM152 140V139H151ZM167 140H169V139H167ZM177 140V141H176ZM184 140H186V141H183ZM191 142H190V141ZM211 140V141H210ZM223 140V141H222ZM253 140H255V141H253ZM257 140V141H256ZM88 141H90V142H88ZM150 141V140H149ZM148 141V142H149ZM170 141H172V142H174L173 140H172V137H171V140ZM207 141H210V142H207ZM213 141V142H212ZM218 141V142H217ZM251 141V142H250ZM259 141V142H258ZM24 142H26V141H24ZM88 142V143H87ZM92 142V143H91ZM167 142V141H166ZM169 142V141H168ZM179 142V143H178ZM188 142H190V143H188ZM217 142V143H216ZM232 142V143H233ZM253 142V143H252ZM63 143V144H62ZM122 143V142H121ZM121 143H119V144H121ZM175 143H171L170 142V144H175ZM187 144V148H185L186 147V144ZM211 143V144H210ZM214 143H216V144H214ZM229 143V144H228ZM258 144V146H259V148H261V149H258V146H257V144ZM15 144V143H14ZM25 144V146H26V143H24ZM68 144V145H67ZM123 144V143H122ZM145 144V143H144ZM148 144V145H147ZM157 144H158V147H159V151L157 150L158 148H156L155 146H157ZM167 144V143H166ZM212 144L214 145V146H212ZM60 145L62 146V147H60ZM176 145H170V147H172V148H174L175 149V147L174 146H176ZM220 145H222V146H220ZM24 145H22V147H20V145H19V147L20 148H24L23 147ZM66 146V147H65ZM122 147H124L125 145H121ZM185 146V147H184ZM203 146V147H202ZM208 146V147H207ZM228 148H227V147ZM236 146V147H235ZM103 147V148H104ZM113 147V148H112ZM169 147V148H170ZM224 147H226L225 149H224ZM45 148V149H44ZM60 148H62V149H60ZM64 148V149H63ZM155 148V149H154ZM202 148V149H201ZM204 148V149H203ZM42 149H44V150H42ZM88 149V150H87ZM141 149V150H140ZM161 149V150H160ZM185 149V150H184ZM194 149V148H193ZM42 150V151H41ZM90 150V151H89ZM107 150V151H108ZM134 150H137V148L136 149H134ZM146 150V151H145ZM150 150H152V151H150ZM175 150V151H176ZM209 150V151H208ZM234 153H236V154H233V152ZM46 151V152H45ZM61 151V152H60ZM88 151V152H87ZM119 151V152H118ZM152 152L151 154L150 153H148L147 154V152ZM158 153H157V152ZM208 151V152H207ZM229 151H231L232 153H230ZM259 151V152H258ZM1 153H0V159L2 158V157H4V151H0ZM44 152V153H43ZM133 152V153H132ZM153 152H155V153H153ZM199 152V153H198ZM201 152V153H200ZM210 152V153H209ZM230 154H228V153ZM257 152V153H256ZM43 153V154H42ZM126 153L128 154V155H126ZM141 153V154H140ZM39 154H41L42 156H39ZM90 154V153H89ZM108 156H107V155ZM121 154V155H120ZM148 155L149 157H151L150 159H148L147 157H146V155ZM153 154V155H152ZM156 154V155H155ZM188 154H190V156H191V158H188ZM232 154V155H231ZM88 155V154H87ZM90 155V156H91ZM93 155V156H94ZM122 155H123V158H122ZM173 155H176V157H184L183 158V160H181L180 162H178L176 159V157L174 156L173 157ZM234 155V156H233ZM79 156V157H78ZM108 157L107 159H105V157ZM154 156V157H153ZM233 156V157H232ZM56 157V158H55ZM59 157V158H58ZM92 157V156H91ZM145 157V158H144ZM172 157V158H171ZM179 157V158H180ZM247 157V158H246ZM254 157V158H253ZM175 158V159H174ZM210 158V159H209ZM3 159V158H2ZM51 159H53V161H50ZM59 159V160H58ZM79 159V160H78ZM91 159H93V157L91 158ZM94 159H97L96 157L94 158ZM144 159V160H143ZM189 159L191 160V161H189ZM123 160L126 162V164H124V162H123ZM130 160L131 162H129L128 163V161ZM143 160V161H142ZM173 160H175V161H177L176 163H180V164H182V166H183V164H184V166L183 167H185V168H183V169H181L182 168V166L181 165H179V167L178 166H176V167H178L179 169H181L184 173H183V175H182V171H179L178 169H174L173 168V165L175 166L176 164H175V161H173ZM212 160V161H211ZM254 160V161H253ZM81 161V162H80ZM98 161V162H97ZM105 161V162H104ZM106 161H107V163H106ZM145 161V162H144ZM148 161V162H147ZM186 161V162H185ZM193 161V162H192ZM56 163V164H54V163ZM76 162V163H75ZM133 162V163H132ZM174 162V163H173ZM185 162V163H184ZM189 162H191V163H189ZM48 163H49V165H48ZM101 163H103V164H101ZM105 163V164H104ZM131 163V164H130ZM206 165H205V164ZM212 163V164H211ZM241 163H243V165L241 164ZM85 164V165H84ZM90 164V165H89ZM128 164V165H127ZM194 164V165H193ZM38 165V166H37ZM55 165V166H54ZM78 165V164H77ZM202 165L204 166V167H206V168H202ZM220 165H222V166H220ZM224 165H226L227 167H224ZM241 167H240V166ZM261 165V166H260ZM43 166V167H42ZM45 166V167H44ZM51 166V167H50ZM53 166V167H52ZM60 166V167H61ZM64 166V167H63ZM79 166V165H78ZM77 166V167H78ZM167 166V167H166ZM171 166H172V168H171ZM189 168H188V167ZM195 166V167H194ZM210 166H212V167H210ZM256 166H258L257 168H256ZM50 167V168H49ZM169 167V168H168ZM187 167V168H186ZM251 167V168H250ZM252 167H253V169H252ZM255 167V168H254ZM260 167V168H259ZM1 168V167H0ZM80 168V169H81ZM202 168V169H201ZM208 168H210V169H208ZM258 168H259V170H258ZM44 169V170H43ZM49 169V170H48ZM169 169V170H168ZM184 169H187V171L186 170H184ZM207 169V170H206ZM222 169V170H221ZM252 169V170H251ZM257 169V170H256ZM20 170H22L23 172H20V174L21 173H23L22 175H26V177H27V179H29V181L31 182L32 180H34V179H32L33 178V176H32V173L30 172V171H28V170H26L24 167L22 168V169H20ZM62 170V169H61ZM178 170V172H180L181 174L179 175V173H177L176 175L173 173V172H175L176 173V171ZM203 170H205V171H203ZM226 171V173H224L225 171ZM243 170V171H242ZM255 170V171H254ZM3 171V172H2ZM25 171V172H24ZM193 171V172H192ZM224 171V172H223ZM240 171H242V172H240ZM258 171H260V174H259V172ZM63 172V171H62ZM62 172L60 171V174L59 175H57V176H59V177H57V178H60L61 176L60 175H62ZM239 172V173H238ZM245 172V173H244ZM252 172V173H251ZM255 172H257V173H255ZM168 174V176L169 177H167L168 179L167 180H169V182H168V184L167 183H165V179H162V178H164L163 176H167V174ZM202 173H206V174H204V175H202ZM221 173V174H220ZM224 173V174H223ZM6 176H5V175ZM160 174V175H159ZM173 174V175H172ZM248 174V175H247ZM260 175V177L259 178H256V176H258V175ZM32 176V178L30 177V176ZM64 175V174H63ZM81 175V176H80ZM159 175V176H158ZM177 175H179V177H177ZM182 175V176H181ZM206 175V176H205ZM224 175V176H223ZM236 176L235 177V179H233V177L234 176ZM239 175H240V177H239ZM250 175V176H249ZM5 176V177H4ZM146 176L148 177V180H152L153 181V178H155V182H152L151 181V183H149L147 180H146ZM160 176H162V177H160ZM181 176V177H180ZM186 176V177H185ZM203 176V177H202ZM237 176H238V178H237ZM51 178H52V176H50ZM49 177V179H51ZM56 177V176H55ZM145 177V178H144ZM185 177V178H184ZM206 177V178H205ZM230 177L232 178V179H230ZM241 177H243L242 178V181L246 184H244L246 187V189H247V186H248V191L250 192V190H251V192L250 193H248L247 194V191H245V188H239L241 185H243L242 183L243 182H239V181H235V180H241L240 178ZM251 177V179H248V178H250ZM57 178H54V180H57ZM110 178V179H109ZM169 178H172V179H174V180H171V179H169ZM237 178V179H236ZM247 178V179H246ZM255 178L256 179H258V180H256V181H254L255 180ZM1 179H3V180H1ZM112 179V180H111ZM144 179V180H143ZM160 179H162V182H164V183H162L161 182V180ZM176 179V180H175ZM196 179H198V180H196ZM234 183H232L230 180ZM254 179V180H253ZM53 180V179H52ZM76 180V181H75ZM115 180V181H114ZM139 180V182H137ZM172 182H171V181ZM187 180V181H186ZM203 180V181H202ZM228 180V181H227ZM234 180V181H233ZM246 180H250L251 181V184H252V182H253V184L252 185H254V186H252L250 183V185L251 186H249L248 185V182L249 181H246ZM6 181H8L7 180V174H6V171H4L3 169L2 170H0V183H6ZM47 181H49V180H47ZM59 180H57V182H58ZM115 183H117V184H115ZM117 181V182H116ZM144 181H146V182H144ZM189 181V182H188ZM201 181H202V183H201ZM262 181H263V179H261L260 180V184H258V185H260V186H263L264 187V183H263V185H262ZM50 182V181H49ZM52 182V181H51ZM50 182V183H51ZM54 182V181H53ZM86 182L88 183H90V184H86ZM106 182H108L107 184L109 185L110 183H112V184H115V185H113V186H116L117 188H119V189H116V192L114 191H111V190H114L113 188H116V187H111L110 185V187L112 188L111 190L109 189V186L106 184ZM171 182V183H170ZM186 182H188V183H186ZM196 182H197V184H196ZM226 182H228V183H226ZM229 182H231L233 185H232V187L234 186L235 187V190L237 191H234V187L232 188V187H229L228 188V184L230 185V183ZM236 182V183H235ZM241 183V184H239V183ZM31 183H35V184H37V182L34 180L33 182H31ZM48 183V182H47ZM56 183V182H55ZM66 183V184H67ZM74 183V184H73ZM76 183V184H75ZM78 183V184H77ZM80 183V184H79ZM93 183V184H92ZM131 183H132V185H133V183H134V185L132 186L131 185ZM137 183V184H136ZM140 183H142L141 185H140ZM146 183V184H145ZM149 183V184H148ZM160 183H162L163 185H165V186H163L162 184H160ZM179 183V184H178ZM217 183V184H216ZM225 183V184H224ZM255 183V184H254ZM259 183V182H258ZM34 184V186H35V188H37V185H35ZM90 185L91 187L90 188H96V189H98V187H100V188H104V187H101V186H105V184H106V186H108V187H105V189H107V190H110L112 193H113V195H112V197H108L109 198V200L110 199H112L114 196H115V194L114 193H118V194H116V196L117 197H114L113 198V200L114 201H111L110 200V202H108L109 200H108V198H107V202H108V207H106V206H104L103 208H102V204H101V200H102V198H97V197H95V198H92V197H89L90 198V200H91V198H92V201H89V200H87V199H84L83 198V196H84V194H83V192L82 193H80V191H82V189H84L83 187H85L86 188V186H84V185ZM92 184V185H91ZM101 184H103V185H101ZM111 184V185H112ZM145 184V185H144ZM186 185V187L184 186V185ZM196 185V186H198V188L199 187H201V188H199V189H197V187H195V186H192V185ZM216 184V185H215ZM236 184H239L240 186H236ZM65 185V184H64ZM79 186V187H76V186ZM93 185H95V187L93 186ZM135 185H138L139 187H140V189H138L137 188V186H136V188H137V190H135L134 189V187H135ZM144 185V186H143ZM149 185H151V186H149ZM152 185H154V186H152ZM160 185V189H159V186ZM183 185V186H182ZM32 186V185H31ZM58 186V187H59ZM130 186V187H129ZM164 188H163V187ZM214 186V187H213ZM65 187V186H64ZM74 187V190H76L75 192H77V194L75 193V192H73L74 190H71V188H73ZM129 187V188H128ZM150 187V188H149ZM169 187V188H168ZM183 187V188H182ZM218 187V188H217ZM250 187V188H249ZM252 187H253V189H252ZM255 187V188H254ZM259 189H257V188ZM75 188H77V189H75ZM142 188V189H141ZM145 188H146V190H145ZM167 188V189H166ZM176 188H177V190H176ZM185 188V189H184ZM196 189V190H195ZM220 191H219V190ZM242 189V190H241ZM64 190V191H63ZM79 190V191H78ZM121 190V191H120ZM167 190V191H166ZM232 190V191H231ZM63 191V192H62ZM89 192V189L88 190H86L84 193L85 194H87L88 192ZM136 191V192H135ZM139 191V192H138ZM153 192L152 194H154L153 196H156L155 198L153 197L152 199H157L156 201H153L152 199H151V195L152 194H150L151 192ZM163 191V192H162ZM193 191H194V193H193ZM212 191V192H211ZM227 191V192H226ZM243 191H245V192H243ZM160 192V193H159ZM162 192V193H161ZM168 192V193H167ZM191 192V193H190ZM196 192V193H195ZM209 192H211L212 194L210 195V193ZM218 192V193H217ZM225 192H226V194H225ZM262 192V193H261ZM119 193L120 194H122V195H119ZM123 193H124V195H123ZM140 193V194H139ZM145 193H147V194H145L146 196H142V195H144ZM157 193H158V195H157ZM165 193V194H164ZM172 193V194H171ZM233 193V194H232ZM236 193V194H235ZM244 193V194H243ZM245 193H246V195L247 196H249V194H250V199L248 200V198H247V196L245 195ZM69 195V197H67V195ZM80 194H82V195H80ZM134 194V195H133ZM137 194H139V195H137ZM142 194V195H141ZM160 194V195H159ZM161 194H162V196H161ZM169 194V195H168ZM210 195V196H208V195ZM220 194V195H219ZM222 194H223V196H222ZM239 196H238V195ZM262 194V195H261ZM11 197H10V196ZM8 195V193L6 194V195H4V197L2 196L1 198H0V202H1V204H0V209L2 210H0V213H1V218H0V220L1 221H4V220H6V219H4L5 218V215H2L3 214V209H4V214H6V217H7V215H8V213H6V209L9 207L8 205H5V204H7V203H2V201L1 200H3L4 202H7V201H15L16 200V198H15V193H14V196L12 195V194H9ZM59 195V196H58ZM76 195V196H75ZM89 195V194H88ZM168 195V196H167ZM214 195V196H213ZM226 195V196H225ZM233 195V196H232ZM244 195V196H243ZM7 196V197H6ZM76 197L77 198V196H79V198H81V196H82V198L81 199H79V198H74V197ZM87 196V195H86ZM86 196H84V197H86ZM120 196H123L124 197V199L123 198H121ZM133 196H135V197H133ZM137 196V197H136ZM141 196H142V198L143 199H145V200H143L142 198H141ZM149 196V197H148ZM164 196H166V197H164ZM169 196H171L170 197V199H169ZM206 196H208V197H206ZM229 196L231 197V198H229ZM240 196H243V197H240ZM260 196H262V197H260ZM11 199H10V198ZM12 197L14 198V199H12ZM17 197H18V195H17ZM102 197V196H101ZM118 197H120V198H118ZM130 199H129V198ZM138 197H140L141 199H139ZM145 197V198H144ZM175 198V200L173 199V198ZM210 197H212V198H210ZM237 197V198H236ZM246 197V198H245ZM4 198H8V199H6V200H4ZM69 198V199H68ZM117 198V199H116ZM190 198V199H189ZM199 198V199H198ZM236 199V201H240V205H238V202L236 203V202H233V200H235ZM243 198V199H242ZM99 201H98V200ZM121 199V200H120ZM128 201H127V200ZM148 199V200H147ZM204 199L206 200L205 202H203L204 201ZM222 199V200H221ZM224 199H226V200H224ZM240 199V200H239ZM245 199H246V201H247V203L245 202L244 203V201H245ZM263 199V200H262ZM65 200H67V201H65ZM84 200H86V201H84ZM94 200H97L98 202V204L100 205V207H99V205H97V206H95L96 204H94L96 201H94ZM116 200V201H115ZM119 200V201H118ZM150 200V201H149ZM244 200V201H243ZM260 200V201H259ZM11 201V202H12ZM72 201V202H71ZM88 201H89V203H88ZM122 201V202H121ZM152 201L153 202H155L156 204H153L152 203ZM169 201V202H168ZM173 201V202H172ZM220 201V202H219ZM226 201V202H225ZM251 201H253V202H251ZM254 201H256L255 203H254ZM87 202V203H86ZM232 202V203H231ZM251 202V203H250ZM64 203V204H63ZM116 203L118 204V205H120L121 203L122 204H124L123 205V207H122V204H121V208L120 209H122V210H124V208L127 210H129V212H128V214H127V212L125 213V210L124 211H122L121 210V213H120V211L118 212L119 214H120V218L118 217V219H115V218H117V217H115L116 215L114 214V213H116V210L115 209H118L120 206H118V205H116ZM135 203H137L136 205H134ZM144 203V204H143ZM158 203V204H157ZM202 203V204H201ZM205 203H207V204H205ZM233 203H235V204H233ZM243 203H244V206H242L243 205ZM255 205H254V204ZM4 204V205H3ZM90 204V205H91ZM109 204H110V207H109ZM139 204V205H138ZM140 204L142 205L141 207H140ZM147 204H153V206H156V207H154L155 208V211H152L151 210V206H149V205H147ZM165 204V205H164ZM169 204V206L171 205L172 207H169V206H167V205ZM173 204V205H172ZM222 207H220L219 205ZM227 204V205H226ZM249 204H252V207L249 205ZM260 204V205H259ZM3 205V206H2ZM75 205V206H74ZM78 205V206H77ZM112 205H114V206H112ZM137 205H138V207H137ZM198 206L200 209H202L203 211H200V213L198 214V207H195V206ZM200 205V206H199ZM204 205V206H203ZM207 205V206H206ZM232 205H235V207H233ZM246 205L248 206V207H246ZM1 206H2V208H1ZM8 206V207H7ZM86 206V205H85ZM95 206V207H94ZM126 206V207H125ZM149 208H148V207ZM165 206H167L166 208L167 209H170L171 211H169V210H167V209H165ZM236 206H238V207H236ZM257 206V207H256ZM74 207V208H73ZM106 207V208H105ZM128 207V208H127ZM193 207V208H192ZM217 209H216V208ZM222 209V211H224V212H222L221 210H220V208ZM246 207V208H245ZM255 207V208H254ZM6 208V209H5ZM145 208V209H144ZM206 208V209H205ZM251 208L252 210H253V212L252 211H250L249 209ZM79 209H78V211H79ZM139 209V210H138ZM149 209V210H148ZM153 209V208H152ZM160 209V210H159ZM164 209V210H163ZM229 210L228 212L229 213H235V214H228L227 213V211H225V210ZM236 209V210H235ZM242 209V210H241ZM246 209V210H245ZM259 209V210H258ZM262 210V212H261V210ZM264 209V208H263ZM84 210L86 211V212H84ZM112 210V211H111ZM113 210H115V212L113 211ZM127 210V211H128ZM133 210H135V211H133ZM151 210V211H150ZM194 210H196V211H194ZM214 210H216V211H214ZM218 210V211H217ZM243 210H245V211H243ZM249 210V211H248ZM110 211V212H109ZM256 211H258V214H260L261 213V216L260 215H257L256 214ZM7 212H10V211H8L7 210ZM71 212H73V211H71ZM105 212L108 214V218H109V220L110 221H112V217H113V219H115V220H113V225L114 224H116V225H112L111 224V222L109 223V221H108V219H107V217H106V215H105ZM114 212V213H113ZM195 212H197V213H195V214H198L199 215V217L201 218V214H203V219L204 220H202V219H200V218H198V219H200V221L202 220L203 222V224L202 225H200V223H199V221H197V217H198V215H197V217H196V215H194V213ZM202 212V213H201ZM125 213V214H124ZM157 213H159V214H157ZM161 213V214H160ZM216 214V216L214 217V215ZM217 213H219V214H217ZM223 213V215H221ZM226 213V214H225ZM240 213V214H239ZM244 213V214H243ZM255 213V214H254ZM110 214V215H109ZM114 214V215H113ZM117 214V213H116ZM124 214V215H123ZM247 214V215H246ZM252 214V215H251ZM263 214V215H262ZM88 215V216H87ZM112 215V216H111ZM126 216V217H122V216ZM157 217H156V216ZM163 215V216H162ZM164 215H165V218H163L164 217ZM191 215V216H190ZM192 215L196 218V220L195 219H193L192 218ZM218 215V216H217ZM221 215V216H220ZM227 216V217H225V216ZM234 216V217H232L231 219H227V218H229V217H231V216ZM87 216V217H86ZM119 216V215H118ZM159 216V217H158ZM236 216V217H235ZM240 216V217H239ZM242 216L244 217L243 219H242ZM252 216H254V217H252ZM2 217H3V219H2ZM111 217V218H110ZM142 219H141V218ZM191 217V218H190ZM206 217V218H205ZM219 217V218H218ZM222 217V218H221ZM224 217V218H223ZM251 217H252V219L253 218H255V220H253V221H255V222H253V223H255V224H257V222L256 221H259L258 223H260L257 227H259V226H262V229H261V232H260V236H259V234H258V232H257V230H255V232H254V227H253V224L251 225V227L253 228H250L249 226H250V224L248 223V221L249 222H251ZM264 217V216H263ZM86 218V219H85ZM135 218L137 219V220H139V222H143V223H141V224H145V225H142L141 226V224H139V223H137L138 225H136V221L137 220H135ZM144 218H146V219H144ZM157 218H161L162 220H158ZM189 218H190V220H189ZM216 218H218V219H216ZM235 218H237V220L235 219ZM238 218H239V220H238ZM261 218V219H260ZM141 219V220H140ZM164 219V220H163ZM220 219H222L223 220V222L220 220ZM248 219V220H247ZM117 220V221H116ZM134 221V223H135V225L136 226H138V227H136V229H138L139 231V233L137 232V230L135 231L134 229H133V225L134 224H132L133 223V221ZM234 220V221H233ZM244 220V221H243ZM246 220V221H245ZM7 221V220H6ZM86 221V222H85ZM103 221V222H102ZM107 221H108V224H107ZM117 223H116V222ZM118 221H119V223H118ZM132 221V223H130ZM195 221V222H194ZM225 221V222H224ZM236 221V222H235ZM239 221V222H238ZM264 221V220H263ZM262 221V222H263ZM5 222V221H4ZM138 222V221H137ZM147 224H146V223ZM182 222L186 225H184V226H182L181 224H182ZM190 224H192V222H193V224L194 225H192V227H194V228H191L192 229V231H190V226L191 225H189V227H188V224L189 223ZM197 222V225L195 224ZM210 222V223H209ZM218 222V223H217ZM219 222H221V224H219ZM232 222V223H231ZM243 222V223H242ZM1 224H3V227L5 228V225H4V223H2V222H0ZM6 223V222H5ZM9 223V222H8ZM7 223V224H8ZM87 223V224H86ZM89 223V224H88ZM92 223V222H91ZM103 223H105V224H107V225H104ZM129 223H130V230L131 229H133L135 232H132L131 233V231L129 230V227H127L128 225H129ZM152 223V224H151ZM199 223V224H198ZM207 223V224H206ZM245 223V224H244ZM249 224V226L248 225H246V224ZM264 223V222H263ZM22 225H24V223L22 222L21 223ZM118 224H120V226L118 225ZM182 226H180V225ZM216 224H219V226H217ZM222 224H224V225H222ZM225 224H227V226L225 225ZM243 224L246 226V228H248L249 227V229H252L253 230V233L251 234V232H252V230H248V231H251L250 233H248V231H247V229L245 230V228L243 229ZM9 225V224H8ZM7 225V226H8ZM135 225H134V227H135ZM149 225V226H148ZM229 225V226H228ZM232 227H231V226ZM118 227V228H120L119 229V232H118V230H117V228L116 227ZM132 226V227H131ZM209 226V227H208ZM223 226V227H222ZM256 226V225H255ZM0 227H1V225H0ZM26 227H27V224H26ZM76 227V228H75ZM77 227H78V229H77ZM123 227H126V229L125 228H123ZM140 227H141V229H140ZM145 227L146 228H148V229H145ZM179 227H180V229H182V228H184L185 230H184V235H183V230L180 232V231H178L179 230ZM206 227H208V228H206ZM219 227H220V229H221V232H222V230H223V232L222 233H224V234H222L220 231H218L217 230V228L219 229ZM4 228H3V230H4ZM8 228V227H7ZM29 227H27V229H28ZM81 228V229H80ZM121 228L123 229L122 231H121ZM128 228V229H127ZM151 228V229H150ZM187 228H189L188 230L189 231H187ZM227 228H228V230H227ZM230 228V229H229ZM6 229V228H5ZM74 229H77V231L76 230H74ZM219 229V230H220ZM245 230V232H243V230ZM0 230L2 231V229L0 228ZM7 230V229H6ZM79 230H81V232L79 231ZM130 231V233H127V231ZM147 232H146V231ZM226 230V231H225ZM241 230H242V232H241ZM263 230V231H262ZM17 231V230H16ZM23 231V230H22ZM21 231V232H22ZM24 231H26V230H24ZM23 231V232H24ZM71 231V232H72ZM125 231V233H122V232H124ZM187 231V232H186ZM246 231H247V234H246ZM259 231V230H258ZM4 232V231H3ZM18 232H19V230H18ZM27 232V234H28V231H26ZM72 232V233H73ZM148 232H150V235H148L149 233ZM5 233V232H4ZM30 233V232H29ZM79 233H81V234H79ZM118 233H120V235L122 234V235H124L125 237H124V239H126V240H124L125 241V243L123 242V240L122 241H120L119 243H117V245L116 244H113L114 243V241L116 240L117 241V239L119 238V236H118ZM147 233V234H146ZM156 233V236L154 235ZM188 233V234H187ZM216 233H218V234H216ZM245 233V234H244ZM1 234V233H0ZM21 234V233H20ZM127 234H129V235H127ZM141 234V235H140ZM158 234V235H157ZM243 234V235H242ZM131 235V236H130ZM139 235H140V237H139ZM147 235V236H146ZM161 235V236H160ZM5 236V235H4ZM9 236V235H8ZM7 236V237H8ZM25 236H27L26 235V233H23V235L20 237L19 236V234H18V236H17V234H16V236H9L10 237V239H8V238H5V237H3L2 235H0V245H1V242L3 241V243H4V240L6 239V240H11V239H15V237H16V239L17 240H14V241H16V242H11V241H13V240H11V241H9L8 243L10 244V246L12 247H10L9 246V244L8 243H4V244H2L3 246H6L5 248H3V246L1 245L0 247H2L1 248V250H0V264H4L3 262H4V260H5V258L3 257V256H5V255H7V253L8 254H13L12 252H14V254H13V256H17V257H14L15 259H17L18 258V261H24V260H27V261H24V262H28V264L29 263H32L34 260H35V256H37V258H38V254L36 255V253L39 251H33L32 252V250H34L35 248H37V249H39L38 247H35V248H33V249H31L30 251L29 250H27V252H29V254H31V253H33L34 254V259H33V261L31 262V259L28 257V256H24V253H25V255H28V254H26L27 252H25L26 251V249L25 248H27V246H26V243L28 242V243H30L31 244V242H30V237H31V234L28 236V237H26L25 238ZM106 236H107V238H106ZM115 236H116V238H115ZM128 236V237H127ZM166 236H168V238L166 237ZM218 236V237H217ZM227 236V237H226ZM240 236V237H239ZM242 236V237H241ZM249 236V237H248ZM3 237V238H2ZM14 237V238H13ZM18 237L20 238V239H18ZM113 237H114V239H113ZM149 238V237H152V238H155V237H157V238H155V241L153 242V243H151V245H146V246H148V247H146V246H144V245H142L141 244V242L142 241H144V239H146V238ZM211 237V238H210ZM223 237V238H222ZM225 237V238H224ZM229 237V238H228ZM246 239V241H242V240H245L244 238ZM259 237V238H258ZM22 238V239H21ZM27 238H29V239H27ZM44 237H42V239H43ZM111 238V239H110ZM129 238V239H128ZM165 238H167L166 240H165ZM243 238V239H242ZM250 238V239H249ZM4 239V240H3ZM41 239V240H42ZM89 239V240H88ZM100 239V240H99ZM101 239H102V241H101ZM113 239V240H112ZM207 239V240H206ZM209 239V240H208ZM217 239H222L221 240V244L220 245H223V246H219L218 244H216V240ZM242 239V240H241ZM252 239V240H251ZM94 240V241H93ZM106 240V241H105ZM109 240H111V242L113 241V243H111ZM142 240V241H141ZM159 240H161V241H159ZM201 240V241H200ZM224 240L226 241V242H224ZM230 241V242H228V241ZM261 240V241H260ZM21 241V242H23V244H25V247H23L25 250L23 251V250H21V249H23L22 247H20V246H18L17 245V243L19 244V242ZM25 241V242H24ZM103 241H105V242H103ZM116 241H115V243H116ZM128 241V242H127ZM212 241V242H211ZM223 241V242H222ZM240 241H242V244L240 243ZM6 242V241H5ZM66 242V243H65ZM107 242L109 243V244H107ZM127 242V243H126ZM159 242V243H158ZM209 242H211V243H209ZM232 242H234V243H232ZM237 242V243H236ZM246 243V246H243V244L245 245V243ZM257 242V243H256ZM263 242V243H262ZM11 243L13 244V246L11 245ZM27 243V244H28ZM59 244H60V247H61V250L63 249L64 250V252L65 251H67L66 249H68L69 250V248H70V246L69 245H71V242L69 243V242H67V241H63V239H61L60 240V242H58ZM68 243H69V245H68ZM120 243H123V245L122 244H120ZM139 243V244H138ZM194 243V244H193ZM203 243V244H202ZM238 244V243H240V247H242V248H240L239 247V244H238V247H235L236 246V244ZM248 243V244H247ZM7 244V245H6ZM29 244V245H30ZM65 244V245H64ZM112 244V248H111V245ZM120 244V245H119ZM131 245L130 246V248H129V245ZM133 244V245H132ZM141 244V245H140ZM203 246H202V245ZM208 244V245H207ZM259 244V245H258ZM261 244V245H260ZM28 245V246H29ZM33 245V244H32ZM68 245V246H67ZM137 245L139 246L140 245V247H137ZM192 245V246H191ZM227 245V246H226ZM224 247L226 248V247H229L228 246V244H226ZM256 245V246H255ZM258 245V246H257ZM263 245V246H262ZM9 246V247H8ZM16 246H18V247H16ZM118 246L120 247L119 249H118ZM124 246V247H123ZM137 247L136 248V250H134L135 248L134 247ZM144 246V247H143ZM151 246V247H152ZM30 247H31V245H30ZM59 247V248H60ZM66 247H69V248H66ZM81 247V246H80ZM157 247H158V249H157ZM192 249H191V248ZM230 247H231V245H230ZM229 247V248H230ZM79 248V247H78ZM115 248V249H116ZM124 248V249H123ZM127 248H129V249H126ZM134 248V249H133ZM154 248H150V250L148 249V251H150V253L152 254V253H154L153 251V249ZM161 248V247H160ZM164 248H161L162 250L164 249ZM7 250V251H5V253H4V255L2 254L3 252V250ZM12 249V250H11ZM27 249H29V247L27 248ZM37 249H35V250H37ZM81 250H82V248H80ZM80 249H79V251H80ZM133 249V250H132ZM152 249V250H151ZM191 249V250H190ZM194 249V250H193ZM236 249H237V251H236ZM240 249H242V250H240ZM246 249V250H245ZM14 250V251H13ZM16 250H18V251H22V252H24L23 254H22V252H21V256H23V257H21V259H19V254L18 253H20V252H18V251H16ZM114 250V249H113ZM120 250H122V251H120ZM131 251V252H129V251ZM144 250V251H143ZM169 250V251H168ZM171 250H173V251H171ZM202 250L204 251V252H202ZM213 250V251H212ZM232 250H233V248H232ZM233 250V251H234ZM8 251H12V252H8ZM156 251V252H157ZM192 251V252H191ZM31 252V253H30ZM40 252V251H39ZM82 252H85V251H82ZM81 251H80V256L82 255L83 257H86V258H88V256L87 255H89V254H83ZM118 252H119V254H118ZM125 252V253H124ZM172 252V253H171ZM189 252V253H188ZM190 252H191V254H190ZM197 252V251H196ZM210 252H212V254L210 253ZM216 252V253H217ZM263 252V253H262ZM55 253V251H50V254H48V258L50 259H46L47 261H52L51 259H53L54 261H55V263H54V261H53V263L54 264H67V263H69L68 262V260H66L67 258H66V256H63V255H61V256H58V258H57V255H55L54 254ZM129 255H128V254ZM216 253H214V254H216ZM241 253V254H240ZM261 253V254H260ZM114 254V255H113ZM125 254H126V256H125ZM138 254H140V253H138ZM166 254H167V256H166ZM171 254V255H170ZM235 254H237V255H235ZM258 254H259V256H258ZM3 255V256H2ZM51 255V256H50ZM54 255H55V257L58 259V261H57V259L55 260L54 259ZM86 255V256H85ZM113 257H112V256ZM146 255V254H145ZM165 255V256H164ZM169 255V256H168ZM206 256V258H205V256ZM255 255V256H254ZM260 255H261V257H260ZM1 256H2V259H1ZM7 256H10V255H7ZM12 256V257H13ZM134 256V255H133ZM136 256V255H135ZM147 256V255H146ZM258 256V257H257ZM263 256V257H262ZM26 257V258H25ZM27 257H28V259H27ZM52 257V258H51ZM60 257H61V259H63V260H61L60 259ZM64 257V258H63ZM89 257H90V255H89ZM110 257L112 258L111 260H110ZM126 257H128V258H126ZM136 257H138V256H136ZM176 257V258H175ZM177 257H179V258H177ZM186 257V258H185ZM201 257H200V260H201V262L199 263V264H202V259H201ZM237 257V258H236ZM36 258V259H37ZM132 258H134L135 259V257H132ZM190 258H192V259H190ZM210 258V257H209ZM263 260H262V259ZM24 259V260H23ZM43 259V258H42ZM60 259V260H59ZM89 259V258H88ZM92 258H90L89 260H88V262L91 260ZM134 259H132V260H134ZM140 258L138 257V259H136V261H135V263L136 264H142V263H139L140 262V260H139ZM46 260H45V263H46ZM139 260V261H138ZM174 262H173V261ZM57 261V262H56ZM105 261V262H104ZM206 260H204L203 261V264H205L206 262H205ZM254 261V262H253ZM256 261V262H255ZM44 261H42V264H44L43 263ZM62 262V263H61ZM162 262V263H161ZM177 262V263H176ZM232 262H234V263H232ZM253 262V263H252ZM34 263H37L36 262V260L34 261ZM39 263V262H38ZM48 263V262H47ZM46 263V264H47ZM52 263V264H53ZM87 263V262H86ZM90 263V262H89ZM134 262L132 261V264H133ZM83 264H85V263H83ZM90 264H95V262L94 263H90ZM124 264V263H123ZM227 264V263H226Z\"/></svg>",
    "mask_w": 264,
    "mask_h": 264
},
{
    "label": "bare ground",
    "instance_id": "6f19581e",
    "mask_svg": "<svg viewBox=\"0 0 264 264\" xmlns=\"http://www.w3.org/2000/svg\"><path fill=\"white\" fill-rule=\"evenodd\" d=\"M5 1H7V0H5ZM13 1H15V0H13ZM18 1H20V0H18ZM124 1H128V0H124ZM135 0H133V2H131V1H128L129 3L131 2V4L132 3H136L135 4V6H133V7H136L137 6V4L143 9L144 7V9H147L149 6H152L151 4H153V6H155V4H156V7L157 8H159V10H160V7H164V9L165 8H167L169 5L168 4H164V5H166V6H163V3H162V6H159V4H160V2L158 3V1L157 0H138V3L137 2H134ZM165 0H161V2H164ZM171 1V0H170ZM179 1H181V0H177V4H178V2ZM192 0H184V2H186V3H183V2H180V5H182V3H183V5H182V8H180V9H183V7H184V4H185V6L187 7V6H192V7H187L186 9L187 10H192V11H194L195 12V10L197 9L196 7H194L193 5H190V4H193V3H190ZM193 1H195V0H193ZM192 1V2H193ZM198 2L200 1V3L203 1V0H197ZM197 1H196V3H197ZM212 1H214V0H211V2ZM216 1V0H215ZM214 1V3H219V6H220V3L221 2H223L224 3V1L223 0H221V1H219V2H215ZM218 1V0H217ZM234 1H236V0H234ZM8 2V1H7ZM11 2V1H10ZM126 3L125 5H127V4H129V3ZM158 4H157V3ZM168 2V0L167 1H165V3H167ZM172 2H176L175 0H172ZM187 2H189L188 4H187ZM211 2H209L208 0H205L204 2H202L201 4L204 6V7H206L205 5H208L209 7H207V8H209L210 9V13H211V11H213V12H220V14L222 15H224V12H222V11H225L226 12V10H222V9H225L226 8V6L224 7V8H222V7H219V6H214V5H212V4H214V3H212V4H210ZM227 2H230V1H225V3L224 4H222V5H226V3ZM12 3V2H11ZM14 3H16V2H14ZM86 3V2H85ZM84 3V4H85ZM169 4L171 3V2H168ZM204 3H206L205 5H204ZM133 4V5H134ZM177 4H174V5H177ZM187 4V5H186ZM198 4V3H197ZM4 4L2 3V6H3ZM9 5V2H8V4H6L5 5V8H6V6H8ZM124 5V6H125ZM130 5V4H129ZM158 5V6H157ZM161 5V4H160ZM172 6H173V3L171 4ZM170 5V6H171ZM216 5H218V4H216ZM1 6V7H2ZM108 6H110L109 4L107 5V6H105V11H106V13H108L109 14V16H108V14L106 15V17H109L106 21H110V19H111V17L112 16H110L111 14H114L115 12H117V10L115 11L114 10V8L112 7V8H108ZM113 6V5H112ZM146 6H148L147 8H146ZM152 6V7H153ZM178 6V5H177ZM199 6H201V5H199ZM203 6H201L202 8H204ZM115 7V6H114ZM122 7L123 6H121V10H123L122 9ZM126 7V6H125ZM155 7V8H156ZM180 7V6H179ZM178 7V8H179ZM198 7V6H197ZM3 8V7H2ZM8 8H10V7H8ZM120 8V7H119ZM119 8H117V9H119ZM124 8V7H123ZM128 8H129V6H128ZM131 8V7H130ZM137 8V10L135 11V9H134V14H132L133 16H135L134 18H136V15H138L137 17H139V19L141 18L140 16H142L143 14H142V12H139L140 10H138V8L139 7H136ZM154 8V7H153ZM169 8H171L172 9V7H169ZM194 8H196L195 10H193ZM11 9V8H10ZM108 9H110V10H112V11H107ZM126 9H127V7H126ZM125 8H124V10H126ZM132 9V8H131ZM141 9V10H142ZM152 9V8H151ZM150 9V11L149 10H147L148 11V15L150 14V13H153L154 11H152ZM164 9H161V10H163L164 11V14H162V12H160L161 14H160V17L161 16H165L166 14V12H165V10ZM176 9V8H175ZM185 9V8H184ZM5 9L3 8V11H4ZM9 10V9H8ZM128 10V9H127ZM153 10H155V12L157 11L156 9H153ZM173 10V9H172ZM203 10V9H202ZM201 10V11H202ZM130 11V10H129ZM146 10H144L143 12L144 13H146L145 12ZM152 11V12H151ZM170 11V10H169ZM204 13H207L206 12V10H205V8H204ZM64 12V11H63ZM121 12V11H120ZM122 12H124V11H122ZM122 12H121V14H122ZM126 12H128V11H126ZM132 12V11H131ZM135 12H138V13H140V14H135ZM155 12H154V14H155ZM168 12V11H167ZM183 12V10L181 11V13ZM199 12V11H198ZM198 12H196V13H198ZM212 12V13H213ZM40 14H39V16L41 15V14H43L44 12H39ZM58 13V12H57ZM60 13V12H59ZM58 13V14H59ZM129 14H130V12H128ZM127 13V15L128 16H130L129 14ZM183 13H186V11L185 12H183ZM188 13V12H187ZM191 13V15L193 14V12H190ZM195 13V14H196ZM203 13V12H202ZM218 13L217 14H214L213 13V17H215V18H217V16H218V18H219V20H221L222 18H220L221 16H220V14L218 15ZM117 13H115L114 15H116ZM124 14H125V12H124ZM178 15H181V14H179V13H177ZM194 14V15H195ZM118 15V14H117ZM140 15V16H139ZM145 15H147V13L145 14ZM144 15V16H145ZM183 15V14H182ZM188 14H185V16H181V19L183 18L184 20L183 21H185L186 22V24H188V22L189 21H191V20H187V19H185V17L187 16ZM190 15V16H191ZM194 15H192V16H194ZM204 15V14H203ZM211 15V14H210ZM208 13H207V15H204L205 17L207 16L208 18H206V19H208V20H211L213 17H211ZM214 15H217V16H214ZM226 15H227V13L225 14V16H223V17H226ZM38 16V17H39ZM125 16H126V14H125ZM144 16H142V17H144ZM151 15H149V20H147L148 18H146V19H144V18H142V19H144L143 21H144V23L147 25V23L148 24H150V21L152 20V16L150 17ZM159 17V14H157L156 13V15L153 17V19H154V22H152L151 21V24L152 23H155V22H157V21H159V20H157V21H155L156 19H160V18H158ZM209 16L211 17V19L209 18ZM220 16V17H219ZM180 17V16H179ZM178 17V18H179ZM42 18V17H41ZM46 18H48V17H46ZM127 18V16L125 17V19ZM131 18H133L132 16H130V18L128 17L127 19H129L128 21H127V24H131V26H127L128 28H126V29H128L129 31H127L126 30V34L128 33V36L130 37V30H133L134 31V28L136 29V28H138V27H134V25L137 23V22H135V24H133V22H132V20H131ZM150 18H151V20H150ZM166 18V17H165ZM164 17H162L161 19H163V20H160L158 23H160V22H164V21H166V19H165ZM187 18V17H186ZM190 18V17H189ZM137 19V18H136ZM180 19V18H179ZM138 20V19H137ZM141 20V19H140ZM139 20V21H140ZM146 20V21H145ZM29 21V20H28ZM34 21H36L37 22V20H34ZM135 21V20H134ZM168 21V20H167ZM172 21V20H171ZM180 21H182V20H180ZM223 21V20H222ZM22 22H23V20H22ZM25 22V21H24ZM23 22V23H24ZM29 22H31V21H29ZM28 22V23H29ZM33 23V27H35L38 23ZM103 22H105L104 20H103ZM111 22V21H110ZM110 22H105V23H107V25H106V27L108 26V24H109V26H110V24H111V26H112V24L113 23H110ZM129 22V23H128ZM132 22V23H131ZM184 22V23H185ZM200 22V21H199ZM198 22V23H199ZM28 23L26 24V22L24 23V24H22L21 23V26H17V27H20V30H22L24 27H25V24L26 25H28ZM40 23V22H39ZM104 23V24H105ZM157 23V24H158ZM168 23H170V22H167L166 24H165V22L162 24L163 26H164V24L165 25H168ZM183 23V22H182ZM190 23V22H189ZM198 23H195V25L193 24V22H192V24L194 25V26H196ZM211 23V22H210ZM20 24V23H19ZM98 24V23H97ZM97 24H95L96 26H97ZM127 24H125V27H126V25ZM150 24V25H151ZM161 24H160V26H161ZM186 24H184L183 26H182V28H180V24L178 25L179 26V28H177L176 27V25H174L175 27H176V29L174 30V32L176 33V34H174V32H172L171 30H169V31H171L172 33H171V36H170V39L169 38H167V43H164V46H162L163 45V43H161L160 45L157 43V45L158 46H155V47H157V49H158V47L159 46H161V48L162 47H164L165 49L164 50H168V48H171L172 46L171 45H173L171 42H174V45H173V47H172V49L174 50V49H176L175 51H178L179 49H185V50H187L186 48H182L181 47V45H183V38L184 37H182V39L181 38H179V36L181 37V35L182 36H185L186 34H189L192 30H194L195 29V27L191 24H188L187 26H189L190 25V27H186ZM212 24V23H211ZM211 24H209L210 26H211ZM216 24V23H215ZM30 25V24H29ZM35 25V26H34ZM86 25V24H85ZM91 25V27L90 26H85V27H82L81 28V32L83 33V32H85L86 31V35L85 36H88V34L87 33H92L93 31H95V30H90L91 28H92V26L94 25V24H90ZM114 25V24H113ZM124 25V24H123ZM122 25V26H123ZM137 25V24H136ZM148 26V28L147 29H151V28H153V26L156 28V26L157 25H155V24H152L151 26ZM170 25V24H169ZM182 25V24H181ZM199 25V24H198ZM31 26V25H30ZM38 26H39V24H38ZM114 26H117V25H114ZM139 26H140V24H139ZM147 26H145L144 25V28L145 27H147ZM171 26H172V24H171ZM174 26H173V28H174ZM210 26H208L209 28H210ZM37 27V26H36ZM35 27V28H36ZM104 27V26H103ZM120 27V26H119ZM118 26L117 27H113V29H117L116 31H114V30H110V31H114V33H116V34H119V35H124L122 38H123V40H118L119 42H120V44H116V45H114V46H117V45H121L120 47H122L123 49L125 48V47H127V48H125L124 50H127V54H131V52L132 53H134L133 55H129V56H131V57H134L137 53V55H139L140 53V51H138V50H140V49H142L141 51H143L142 53H145V54H140L141 56H140V59H138V61L137 62H139L140 63V60H142L143 59V61H141V62H143L144 64H145V66L147 67L148 65H147V62H148V60H147V62H146V60H144V58H142L143 57V55L147 58L148 56L147 55H149L148 53L149 52H151V49H150V51H149V47L151 48V46H152V48H155L154 47V45H156V42H155V44L153 43L154 42V37L151 39V36H150V39H151V41L152 42H150V43H148L149 45H148V50L145 52L144 51V48L145 49H147V45H146V39H145V41H143V42H145L144 44H142L143 46H144V48H141V44H138L139 45V47H140V49H136V46H137V44H136V46H135V42L133 43L134 44V46H129L130 48H131V51H130V48H129V50H128V45H126V43L128 44V41L126 42V40H128V38L126 39L125 37L127 36V35H125L124 33H125V30H124V28L121 30L122 31V33H120V32H118L119 30L118 29H120ZM158 27H159V25L157 26V29H158ZM162 27V26H161ZM169 26H165V27H163V28H168ZM191 27H194L193 29L191 28ZM198 27V26H197ZM207 26H206V29L208 28ZM215 27V26H214ZM39 28V27H38ZM94 29H96L97 27H93ZM108 28V27H107ZM131 28H133V29H131ZM140 28V27H139ZM154 28V29H155ZM173 28H171L170 27V29H173ZM189 28V29H188ZM212 28V27H211ZM210 28V29H211ZM26 29H29L30 31H31V29L28 27L27 28V26H26ZM25 29V30H26ZM109 29V28H108ZM107 29V30H108ZM110 29H112V28H110ZM160 29V28H159ZM198 29H199V27H198ZM198 29H196V31H198ZM24 30V29H23ZM29 30H27V31H23V32H21L20 31V33L21 34H24V37H25V34L28 36L29 35ZM89 30H90V32H89ZM136 30H138V29H136ZM156 30V29H155ZM155 30H154V32H155ZM168 30H167V32H168ZM189 30H191L189 33H188V31ZM29 31V32H28ZM35 31V30H34ZM45 31H47V30H45ZM61 32H62V29L60 30ZM132 31V32H133ZM145 31V30H144ZM147 32H149L148 30H146ZM160 32L162 31V29L161 30H159ZM164 31V30H163ZM208 31V30H207ZM210 31V30H209ZM27 32V33H26ZM33 32V31H32ZM36 32H38V30L36 31ZM40 33H42L41 31H39ZM118 32V33H117ZM124 32V33H123ZM151 32V31H150ZM149 32V33H150ZM165 32V31H164ZM166 32V33H167ZM211 32V31H210ZM18 33H19V31H18ZM17 33V34H18ZM34 33L35 32H33V35H31L32 33H30V35L28 36L29 38H30V43H31V47L30 48H32V50L35 48V52L37 51V48H36V46L38 47V45L39 44H41L42 43V45H44L46 42H45V40H49V39H47V38H50V37H47V36H49V35H53V34H55V33H50L49 34V31H48V34H46L47 32H44V33H42V35H40V37H37L38 35H39V33H38V35H34ZM112 33V32H111ZM148 33V34H149ZM162 33V35L164 34L163 32H161ZM178 33H179V35H178ZM184 33H186L185 35H184ZM195 34H198L199 35V33L197 32H194ZM230 33H232V32H230ZM229 33V34H230ZM43 34H46L45 35V37H47L46 39H45V37H41V36H44ZM59 34V33H58ZM134 34V33H133ZM155 35H157L156 33H154ZM168 34H169V32H168ZM172 34H174V37L172 36ZM207 34V33H206ZM234 33H232L231 34V36H233V37H238V38H241V36H238L237 34H234ZM239 34V33H238ZM242 34V33H241ZM131 35H132V33H131ZM141 35H144V34H141ZM146 35H147V33H146ZM164 35H167V34H164ZM161 36V34H159V36H161V37H164V38H160L159 36H158V38H160V40H163L164 39V41H166V39H165V37L166 36ZM226 37H229V35L227 36L226 34H224ZM235 35H237V36H235ZM33 36V37H32ZM56 37H57V35H55ZM133 36V35H132ZM131 36V37H132ZM136 36V35H135ZM148 36V35H147ZM168 36V35H167ZM177 37V39H176V37ZM188 36V35H187ZM246 36V35H245ZM10 37H13V36H10ZM28 37H26V39L28 38ZM32 37V38H31ZM146 37V36H145ZM157 37V36H156ZM224 38V39H227V38ZM251 37V36H250ZM23 38V37H22ZM120 38V37H119ZM147 38V37H146ZM173 38V39H172ZM175 38V39H174ZM178 38H179V41H178ZM186 38H189V37H185V39ZM199 38H200V36H199ZM209 38V37H208ZM207 38V39H208ZM231 38V37H230ZM244 39H242V40H245V41H249L248 39L246 40V38H247V36H246V38L245 37H243ZM252 38V37H251ZM25 39V38H24ZM44 39V42H42V40ZM87 39H88V37H87ZM126 39V40H125ZM147 39H149V38H147ZM231 39H233V38H231ZM250 39V38H249ZM15 40V39H14ZM18 38L16 39V43H18ZM21 40V39H20ZM19 40V41H20ZM23 40V39H22ZM21 40V41H22ZM124 40H125V42L126 43H124ZM157 40V39H156ZM168 40H171V42H168ZM189 40V39H188ZM234 40V39H233ZM239 40V39H238ZM27 41H29L28 39H27ZM118 41H117V43H118ZM149 41V40H148ZM147 41V42H148ZM158 41V40H157ZM186 41V40H185ZM204 40H202V42H203ZM230 40H228V42H229ZM234 41H236V40H234ZM257 41V40H256ZM256 41H254V42H256ZM260 41H261V39H260ZM122 42V43H121ZM161 42H163V41H161ZM202 42H201V44H202ZM206 42V41H205ZM211 42V41H210ZM223 42V41H222ZM224 42H226V40H224ZM228 42H226V43H228ZM253 42V41H252ZM264 42V41H263ZM20 43H23V44H20ZM20 43H18L19 45H25L24 44V42L22 41V42H20ZM44 43V44H43ZM169 43V45H170V47H169V45H167V47H166V45L165 44H168ZM171 43V44H170ZM178 44V46H179V43H181L180 44V48L178 49L177 47H176V45L175 44ZM231 43H233V45H234V43L235 42H231ZM261 43V42H260ZM79 44V43H78ZM123 44H125V45H123ZM133 44H131V45H133ZM154 44V45H153ZM187 44V43H186ZM203 44H205V43H203ZM27 45H28V47L25 45V46H23L22 48H23V51L21 52V53H19V54H21V55H23V56H25V57H23V56H21V57H23V58H21V59H15L14 58V56H15V53L13 54L12 53V51H11V48L10 49H8V47L6 48V49H8V51H10L9 53H11L12 55H14L13 57L12 56H10V54H9V57H7V55H4V54H2V56L4 55V58L5 57H7L8 58V60L7 61H5L7 58H5V60H0V69L2 70H0V83H3V84H0V85H3V87L5 86V87H7L8 88V86H9V88H11V87H13V82L12 81H7V83H11L12 82V86L11 85H8V86H6L5 85V80H7L8 79V77L7 78H5L6 76H7V73H9L8 71H10V70H12V71H10V72H13V70H14V72L13 73H11V74H18V76H17V78L16 79H22V78H19L20 77V72L22 73H25V71H27V72H32L33 70H32V68L34 67V66H29L30 65V62H33V61H37V62H40V61H42V60H40L39 59V57H43L44 55H45V53H43L42 52V50H44V49H42L43 47H42V45H39V48H41V50L40 51H37V52H42L44 55L43 56H41L40 55V53L38 54V57H37V54H33V56H31L32 55V53L30 52V50H29V44L27 43ZM80 45V44H79ZM218 45H220V44H218ZM232 45V44H231ZM231 45H227V46H224L225 48L226 47H228V46H231ZM18 46V45H17ZM35 46V47H34ZM124 46V47H123ZM146 46V47H145ZM175 46V47H174ZM186 46V45H185ZM185 46H183V47H185ZM188 46V45H187ZM209 46V45H208ZM221 46V45H220ZM219 46V47H220ZM235 46V45H234ZM258 46V45H257ZM18 47H21V46H18ZM34 47V48H33ZM201 47V46H200ZM207 47V46H206ZM233 47V46H232ZM259 47V46H258ZM13 49L15 48V46L14 47H12ZM78 48H79V46H78ZM117 48H119V47H117ZM122 48H119L120 49V52H119V54L117 55L118 57H121V59H119V58H117L120 62H116L115 60H117V59H114V64L113 65H115L116 66V64H119V63H121L120 65H122V66H125V64H123V59H124V61L125 62H129V64L131 63V65H132V62H130L132 59H130V61H129V59L128 60H126L127 59V55L125 54V52H123L125 55H126V58H124V55H123V53H121V51L123 50ZM225 48H222L224 51L226 50ZM262 48V47H261ZM6 49H5V51L3 52V53H5V52H7L6 51ZM118 49V50H119ZM122 49V50H121ZM156 49V48H155ZM178 49V50H177ZM221 49V50H222ZM229 50H230V48H228ZM231 49H233L234 50V48H231ZM264 49V48H263ZM3 50V49H2ZM17 50V52L18 51H21V49L19 50L18 48L16 49ZM31 50V51H32ZM96 50V49H95ZM114 50H116V48L114 49ZM153 50V49H152ZM163 50V49H162ZM166 50V51H167ZM171 50V49H170ZM170 50H168L167 51V53L170 51ZM173 50L171 51V52H173ZM185 50H184V52H183V50H182V52L183 53H185V54H181V52L180 51H178L177 52V54H178V56H180V57H178L177 56V54L175 55V56H177V58H179L178 60H177V58L176 57H174V53L172 54V55H170V58L172 57L173 59V61L174 62H177V61H179V63L177 62V64H180L179 66H176V65H174L173 67L171 66V67H169L168 65H167V67H166V70L168 71V73H169V75H167V79H166V74H161L160 73V76L161 75H163L162 77H165V78H161V79H159L157 76V78H158V80H161L162 81V79H165V80H163L164 82L167 80V82H168V80L170 81L171 80V78H173V76H177L178 78H179V75H181V73L182 72H185V70H187V69H189V68H192V69H196V68H194V66H193V63L195 64V66H197L196 65V62H194V61H196L195 59H197L196 57L194 58V57H190L189 56V54H188V56H187V60L188 61H186L185 62V56L187 55L186 54V52H185ZM229 50H228V53H229ZM14 51V50H13ZM46 51V50H45ZM73 51V50H72ZM85 50H83V52H84ZM89 51V50H88ZM92 52H93V49L91 50ZM128 51L130 52V53H128ZM134 51V52H133ZM149 51V52H148ZM157 51H160V50H157ZM166 51H162L163 53H165ZM174 51V52H175ZM188 51V50H187ZM190 51V50H189ZM207 51V50H206ZM31 53V55L29 54V53ZM36 52V53H37ZM76 52H78V50H76ZM82 52V51H81ZM86 52V51H85ZM148 52V53H147ZM209 52H211V50L209 51ZM217 52V51H216ZM234 52V51H233ZM233 52H230L229 54H232L233 55ZM87 53V52H86ZM120 53H121V56H120ZM136 53V54H135ZM167 53H165V54H167ZM180 53V54H179ZM205 53V52H204ZM221 53V52H220ZM220 53L218 54V53H216V54H218V59H216L217 57H215V62L216 61H218V62H220ZM223 53V52H222ZM226 53V52H225ZM225 53H223V55L225 54ZM152 54H155L154 52H152ZM170 54V52L166 55V56H168ZM216 54H214V56H216ZM227 54V53H226ZM16 55H17V53H16ZM31 56V57H28L27 58V56ZM34 55H36V56H34ZM87 55H89V57H87L86 56V58L84 57V59H87V63L84 61V59L82 60V62H84L83 64L85 65V67L84 68H81V67H79V66H77L76 68H78L79 67V73L82 71V72H84V73H80L79 74V76L82 74V75H84L85 74V70H83V69H85V68H88L89 69V67L91 68L92 66L94 67V57H93V54L91 55V52H89V54H87ZM136 55V57L137 58H139L138 56ZM164 55V54H163ZM163 55L161 56V57H163ZM185 55V56H184ZM191 55V54H190ZM198 55V57H199V55L200 54H197ZM228 55V54H227ZM2 56H0V57H2ZM201 57H202V55H200ZM208 56V55H207ZM225 56V55H224ZM229 56V55H228ZM93 57V58H92ZM123 57V58H122ZM136 57H134V58H136ZM211 57V56H210ZM210 57L206 60V59H204V61L205 62H203V63H205L206 64V62H208V61H211L212 63V66L211 67H208V66H210V64H208V66H205L206 68L208 67L209 69H212L213 67H215V62H214V58L212 57V59L210 60ZM230 57V56H229ZM3 58V57H2ZM2 58H0V59H2ZM3 58V59H4ZM175 58V59H174ZM183 58H185L184 60H183ZM190 58H193V60L192 59H190ZM203 58H205V57H203ZM224 58V57H223ZM231 58H233V57H230V59ZM43 59V58H42ZM156 59V58H155ZM227 59V58H226ZM44 60V59H43ZM104 61H102V64L101 65H103V63L105 62H108V61H105V59H103ZM134 60V59H133ZM158 60H161V59H159L158 58ZM167 60V59H166ZM198 60V59H197ZM200 60V59H199ZM1 61H4L3 63H4V65L6 64V62H7V67H5V68H3L2 66H3V63L1 62ZM151 61V60H150ZM155 60L153 59V62H154ZM180 61H183V62H180ZM200 61H202V60H200ZM222 61V60H221ZM36 62V63H37ZM54 62V61H53ZM93 62V63H92ZM135 62H136V60H135ZM156 62V61H155ZM155 62H154V65H157V63L155 64ZM161 62V61H160ZM188 62V63H187ZM223 62V61H222ZM230 62H232V61H230ZM163 63V62H162ZM190 63V64H189ZM210 63V62H209ZM53 64V63H52ZM52 64H51V62H45V61H43L40 65H41V67L43 68V71H42V73H38V74H29V75H25L24 76V74H23V76H22V74H21V77H23V78H26L25 80H26V82L27 81H29L30 83H31V85L29 86V87H27L26 88V90H25V92L23 91V93L20 91L19 93L20 94H18L21 98H22V100L24 99L25 101L26 100H28L26 97H28L31 101H29L28 100V102L26 101V103H25V105L27 106V105H29L28 103H30V106L27 108L24 104H23V107H26V109H28V110H31L32 112H34L35 113V111L37 112V111H39V110H37V109H42V107L43 106H45L44 108H49L51 105V107L55 110V107H58V105H59V103H62L61 101H60V99H62V98H59L58 96H56V95H59L60 97H61V95L62 94H64V93H62L63 92V87L64 86H62V85H64V84H62V83H60V82H62V80H60V78H59V80L57 79V78H52V79H55V83H51L50 84V82L48 81V83L47 82H44L45 81V79H44V81L42 80L43 79V77L41 78L40 77V79L38 78L39 76H41L42 74L44 75H48V69L52 66ZM109 65H110V63H108ZM108 64L106 63V64H104L105 66H108ZM148 64L149 65H151L149 62H148ZM186 64H188V65H186ZM206 64V65H207ZM220 64H221V62L219 63V67H220ZM228 64V63H227ZM226 64V65H227ZM8 65H11V66H13L15 69H13V67L12 68H10V70L8 69L9 67H8ZM36 65V64H35ZM39 65V64H38ZM55 65V64H54ZM81 65H82V63H81ZM80 65V66H81ZM83 65V66H84ZM104 65L102 66V67H104ZM131 65L129 66V65H127L128 67V69L126 68V67H122V69H124V68H126V70H130L131 68L133 69V68H135V69H138V68H136L135 66L136 65H132V67H131ZM140 65V64H139ZM166 65V64H165ZM202 66H204L203 64H201ZM10 66V67H11ZM111 66V65H110ZM119 66V65H118ZM187 66H190V67H187ZM201 66V67H202ZM218 66H216L215 68H213V70L215 69V71L216 70H218L217 69V67ZM223 66V65H222ZM67 67V66H66ZM109 67V66H108ZM117 67V66H116ZM130 67V68H129ZM138 67H141L140 69H142V66L140 65V66H138ZM144 67V66H143ZM151 67V66H150ZM150 67H148V68H145V69H147L148 71H149V73H150V70H151V68ZM198 67V66H197ZM200 67V66H199ZM232 67V66H231ZM57 68V67H56ZM95 68V67H94ZM120 68V67H119ZM152 68H154L153 67V65H152ZM163 68H165V67H163ZM178 68H179V70H178ZM233 68V67H232ZM3 69H5L6 71H7V73H5V70H3ZM34 69V68H33ZM63 69H65V68H62V70ZM67 69H68V67H67ZM66 69V70H67ZM95 69H103V68H95ZM95 69H93V68H91V70H94V72H95ZM104 69H106V70H108L106 67H104ZM104 69L101 71V75H102V72H103V74H104ZM134 69V70H135ZM144 69V68H143ZM150 69V70H149ZM192 69H189V72H191V71H194V70H192ZM221 69V68H220ZM227 69V68H226ZM229 69V68H228ZM234 69V68H233ZM18 70V71H17ZM32 70V71H31ZM42 70V69H41ZM48 70V71H47ZM61 70V71H62ZM125 70V69H124ZM125 70V71H126ZM146 70V71H147ZM158 70V69H157ZM159 70H161V69H159ZM166 70L164 69H162V71H164V73L166 72ZM197 70V69H196ZM213 70H210V71H213ZM223 70V69H222ZM230 70V69H229ZM232 70V69H231ZM230 70V71H231ZM44 71H47L46 73H44ZM60 71V70H59ZM64 71V70H63ZM62 71V72H63ZM68 72H69V70H67ZM87 71V70H86ZM89 71V70H88ZM99 72H100V70H98ZM97 71V72H98ZM221 71V70H220ZM230 71H229V73H230ZM234 71H236V70H234ZM18 72V73H17ZM27 72H26V74H27ZM34 72V71H33ZM39 72V71H38ZM41 72V71H40ZM74 73H77V71H73ZM72 72V73H73ZM97 72H95V73H97ZM130 72V71H129ZM152 72V71H151ZM64 73H66V76L64 75L63 77H66L67 78V72H65L64 71ZM87 73V72H86ZM105 73H107V72H105ZM144 73V72H143ZM147 73V72H146ZM145 73V74H146ZM159 73V72H158ZM167 73V74H168ZM192 73V72H191ZM195 73V72H194ZM193 73V74H194ZM197 73V72H196ZM195 73V74H196ZM228 73V71H226V77L228 76V75H230ZM232 73V72H231ZM6 74V75H5ZM69 74H70V72H69ZM68 74V75H69ZM126 74V73H125ZM145 74H143V75H145ZM188 74V73H187ZM192 74V75H193ZM194 74V75H195ZM228 74V75H227ZM233 74H235V73H233ZM240 74V73H239ZM38 75V76H37ZM44 75V76H45ZM46 75V76H47ZM73 75V74H72ZM76 75V74H75ZM80 76L81 77V80H82V78H85V76ZM104 75H106V74H104ZM147 75V74H146ZM153 75V74H152ZM235 75H238V74H235ZM14 76V75H13ZM50 76V75H49ZM48 76V77H49ZM70 76V75H69ZM74 76V75H73ZM77 76V75H76ZM76 76H74L73 78H75ZM141 76V75H140ZM149 76V75H148ZM148 76H146V77H148ZM151 76V75H150ZM149 76V77H150ZM159 76V75H158ZM188 76V75H187ZM186 76V78H184V79H187L188 77ZM198 76V75H197ZM231 76V75H230ZM230 76L229 77H227V82H228V78H229V83L231 84L232 83V81L235 79H233L232 81H231V79H230ZM240 76H242L241 74H240ZM245 76V75H244ZM72 77V76H71ZM79 77V78H80ZM87 77V76H86ZM108 77V76H107ZM141 77H143V76H141ZM148 77V78H149ZM156 77L155 78H153V80H155V81H153V86L151 85H148L151 89H154L155 88V90H151L150 88H145V87H143L144 86V84H143V86H142V91L141 92H145L146 90H148V91H150V94L147 92V96H145L146 94H144V96L145 97H143L142 98V95L143 94H139V93H141L140 91H137V94H139V95H137V96H139V97H141L143 100H145L147 97L149 98L150 97V101L153 103H155V97H153V96H156L155 94H156V90H157V93H158V91H159V96H160V93L162 94V96L163 97H165L166 96V93L165 92H163L162 90H163V87L162 86H159L157 83H159V81H157V79H156ZM176 77V78H177ZM191 77H193V76H191ZM198 77H200V76H198ZM219 77H221V76H219ZM246 77V76H245ZM248 77V76H247ZM88 78H91V80L90 79H83L84 81H79V79H77L78 81H79V83H81L80 85L82 86L81 88L83 89L82 91L80 90V87H79V90L83 93L85 90V92H87V94H79L80 93V91L78 92L77 91V93H78V95H76L75 93V96H74V98L72 99V97H73V95L71 96V97H69V99L71 98V101H69L68 100V98H66L68 101H66L65 102V104L62 106V109L60 108V105H59V107H58V109L60 108V110H58V113H54L55 114V116H53V118H52V120H51V122H50V128H52V131H51V129H49V128H46L45 130V133L43 132V134H41V132L39 133L41 136L43 135V137H41V139H40V136H39V138H37L36 136H34V134H32L31 132V136L29 135V133L28 132H26V134L28 133V136H26V135H24L25 137H24V139H23V137L20 139H16L15 137V139L16 140H14V141H12L13 140V134H11L10 133V131L7 129V131H5L4 132V130H3V132H0V151H4V157H2L1 159H0V170H4V171H6V174H7V180L8 181H6V183L4 182V183H0V198L3 196L4 197V195H6L7 193H8V195L9 194H12L13 196H14V193H15V198H16V200L15 201H10L8 198H4V200H6V199H8L9 201H7V202H4L3 200H1L2 201V203H7V204H5V205H8L7 207V209H6V213H8V215H7V217H6V214H4V209H3V214L2 215H5V218L4 219H6V220H4V221H1L0 220V222H2V223H4V225H5V228L7 229H5L4 227H3V224H1L0 223V225H1V229H2V231L0 230V235H2L3 237H5V238H8V239H10V237L13 235V236H16V234H17V236H18V234H19V236L21 237L22 235H23V233H26V235L27 236H25V238L26 237H28L30 234H31V237H30V242H31V244L30 243H26V246H27V248L29 247V249H27V248H25L26 249V251L25 252H27V250H31V249H33V248H35V247H38L39 249H37V248H35V249H37V250H32V252L34 251H38L37 253H36V255L38 254V258H37V256H35L36 258H35V260H36V262L37 263H34V261H33V257H34V254L33 253H31V254H29V252H27L26 254H28V255H25V253L24 252H22V254L24 253V256H28L30 259H31V262L32 263H29V264H42V261H44L43 263L44 264H46L47 262V264H52L53 263V259H51L52 261H47L46 259H49L48 257V254H50V251L52 252V251H55V255H57V258H58V256H61V255H63V256H66V260H68V262L69 263H67V264H83V263H85V264H90L91 262L92 263H94L95 262V264H97L96 263V261L97 262H99V261H102V259H104L106 262L108 261L107 259L109 258V257H106V258H103V257H105V256H108L107 254H110L109 252H111V253H113L112 251H115V250H117V248L116 247H113L112 248V244L110 245L111 246V248H112V250H110L107 246L105 247V243L103 244V243H101V242H90V243H88L86 240L85 241H83V243L80 241L79 242V240L82 238V237H84V236H82L80 239L79 238H77V237H79L78 236V234L77 233H75V232H73L72 230V232L70 231V228L71 227H74V226H78V224L80 223L81 224V221L83 220V218L85 217V214H88L89 213V208H86V210H87V212L88 213H85V214H81L80 212H83L82 210L83 209H85L84 207H87V206H89L90 208L91 207H93L92 206V204L90 205V204H85L84 205V203L82 202V201H78V203H77V201L75 200L74 201V203L72 202V204H75V202H76V204H78V205H84V206H82V210L80 211V209H79V211H78V209H76L75 211H74V209H72L70 206H72V204H70V205H66V207H64L62 204H59V203H61V201L59 202V203H56L55 201H54V199H53V195L55 194V192L56 193H59L58 191L60 190V186L62 185V183H60L59 184V182H63V181H60V180H62L61 178L63 177L64 178V181L66 180V181H68V183L67 182H64V184L62 185L63 187V189H65L66 188V186H68V185H70L69 183H70V181H72V179L74 180L75 178H76V176L78 175V174H81V173H79L80 171H82V168L80 167V164L77 162V164L79 165H73V167H70V169L68 170V169H66L65 171H64V169L65 168H62V166L60 167H56L55 165V167H53V168H51V169H53L51 172V175H49L50 173V171L49 172H44V171H42V170H39V169H36L35 168V162L37 161V160H39L38 158H36V154H37V152H39L40 151V149H39V147H46L47 146V153H48V151L50 152V153H55L54 154V156H58V155H56V153L58 152V149H59V146L56 144V141H57V143L58 144H61L60 143V141L59 140H63L64 141V137H62L63 135H66V134H64L66 131H70L69 129L70 128H72V130H74L75 129V131H77V130H79L80 131V129H84V131L87 129V130H89V133H84V131L82 130V131H80V132H83V133H80V135H82V134H88V137H89V135H91L89 138H88V140H91L92 138V140H94L93 141V143L90 145V146H86L85 145V149H86V147H88L89 149L90 148H92V151L95 153V154H97V156H95L94 154H92L91 155V151L90 152H88V153H86V155L84 156H82L81 157V155H80V158L79 159H83L82 160V162L83 163H85L86 165H88L87 163H89L90 161L92 162L93 160L94 161H96V160H98V159H103L104 160V157L103 158H101V157H98L99 156V153L98 152H100L101 150H103V149H105V147H104V145L106 144V145H108L109 143H112L113 144V147H114V143H115V145H117L116 147H118L117 149H119L120 150V153L122 152V150H124V151H127V150H125L126 148H129L130 149V155H131V151H136V153H138V148L139 147H141V146H143V145H146V143H149L150 144V146H151V143H152V141L154 140V138H155V136L156 135H154L153 134V131H150V128L152 127V125H154L155 127H156V125H159L160 127H158L157 126V129L158 130H160L159 128H162L161 130H163L162 131V133H164V131H165V133H166V135H162L161 133H157V136L159 135V137H160V139H162V140H160V141H162V143H163V145L165 144V145H167V146H169L170 147V145L172 146V145H176V143H175V139H178L177 137H182V134H179V135H176V133L178 134L179 132H178V130H179V128H182V130H179L180 132L181 131H183L182 133H185L184 131H186L185 130V127L187 128V127H189L190 125H191V122L192 123H196L198 126L200 125V123L202 122L203 123V125H204V123H206L205 124V126L208 124L209 126H211V125H213V124H215L216 125V123L215 122H217L218 121V118H219V116L217 115V118H216V114L214 113V111L212 112V111H210V109L208 110V107L207 108H204L203 106H205L204 104V102L205 101H209L210 100V98L212 97L211 95V97L210 96H207V94H205L206 96H202V95H197L196 96V94H195V96H193L194 94H192L191 93V95L190 96H193V98H194V101H195V106H193L194 105V101H193V99H192V103H193V107H184V106H186V104H185V102H183L185 105H183L180 101H179V103L178 104H180L181 103V105H183L182 106V108H184L185 110V112H186V114L184 115V112H180L179 114H181L182 113V117H177V116H173V117H168V115H166L164 112L162 113V112H159L158 110H157V112L155 111V109H157L158 107H157V105L155 104V106H154V110L153 109H151L153 112L152 113H148L149 115H150V117L148 118V117H146L147 115H146V109H144V112L142 111L143 109H141V107L143 108H147L148 110H150L149 109V107H147V104H149L150 105V102H148L149 100L147 99V100H145L144 102H145V106H141V105H143V101L141 100V99H138L137 100V96H136V98H135V100H136V102H135V100L133 99V104H131L132 102H128L129 103V105H131V106H128L126 103V100H125V102H124V100H123V98L121 99L120 97H118V95H120V93L118 94V93H116L117 94V96L114 94V92H113V94H111L110 92H108L107 90H108V84L110 83H106L105 84V80H108V79H106L105 77H102V79H100V77H99V79L98 78H94V79H92V77H88ZM108 78H110V76L108 77ZM137 78H139V77H137ZM170 78V79H169ZM194 78V77H193ZM193 78H188L189 80H191V81H189V80H186V81H189L190 83H188V82H186L187 84H184V85H186V86H189L192 82H195V81H193ZM224 78H225V76H224ZM238 78V77H237ZM250 78V77H249ZM14 79H15V77H14ZM15 79V80H16ZM48 79V78H47ZM49 79H51V78H49ZM51 79V80H52ZM61 79H63V78H61ZM76 79V78H75ZM142 79L143 80H145V82H147L146 81V79H145V77L144 78H141V79H139V80H141L142 81ZM150 79V82L152 81L151 80V77L149 78ZM174 80H176L175 78H173ZM172 79V80H173ZM197 79V78H196ZM205 78L203 77V81L204 82H206V84L205 83H201L200 84V82H201V79H200V81L198 80L197 82H199V85L201 86V85H203L204 86V84L205 85H207L206 87H208V85H209V83L211 84V81H209L208 79L205 81L204 80ZM239 79H240V77H239ZM247 79V78H246ZM24 79H23V81H25ZM74 80V79H73ZM72 80V81H73ZM85 80H87V82H85ZM89 80V81H88ZM172 80L169 82V84H167V82H165V84H167V86L165 85V87H167V88H165L164 89V91H166L167 93H169L168 95L170 96V92H173L172 90H169L168 89V86H169V88H170V86H171V82H172ZM173 80V81H174ZM183 80V79H182ZM195 80V79H194ZM211 80V79H210ZM225 80H226V78H225ZM241 80V79H240ZM240 80H238V81H240ZM244 80V79H243ZM19 81V80H18ZM21 81V80H20ZM64 81H67V80H64ZM76 81V80H75ZM110 81H112V78H110ZM140 81V82H141ZM161 81H160V84H162V85H164V83H161ZM162 81V82H163ZM179 81V80H178ZM220 81V80H219ZM235 81V80H234ZM233 81V82H234ZM244 81H246V80H244ZM253 81V80H252ZM251 81V82H252ZM53 82V81H52ZM139 82V83H140ZM144 82V83H145ZM175 82V81H174ZM181 82V81H180ZM226 82V81H225ZM236 82V81H235ZM234 82V84H232V87H233V85H236V83ZM9 83V84H10ZM58 83L59 84H61L59 87L57 86L58 85ZM67 83V82H66ZM76 83H78L77 81H76ZM78 83V84H79ZM156 83V84H155ZM182 83V82H181ZM224 82H222V85L224 86V84H223ZM237 83H239V82H237ZM241 83V84H240ZM239 84L240 85H242V84H244V82L242 83V80H241V82H240ZM71 84V83H70ZM73 84V83H72ZM112 84H113V82H112ZM173 84V83H172ZM179 84V83H178ZM189 84V85H188ZM192 84H194V83H192ZM250 84H252V83H250ZM74 85V84H73ZM132 85V84H131ZM140 85H142V83H140ZM177 85V84H176ZM226 86H230L231 87V85H227V83L225 84ZM245 85V84H244ZM11 86V87H10ZM56 86H57V88H59V89H57L56 91H57V93H58V90H59V93H62V94H54V92H55V88H56ZM76 86L78 87L79 85H77L76 84ZM75 86V87H76ZM113 86V85H112ZM120 86V85H119ZM126 86V85H125ZM133 86V85H132ZM147 86V87H148ZM178 86V85H177ZM186 86H184V87H186ZM191 86H193V88L195 89V90H193V89H191V88H189L190 90H193V91H196V86H198V83H196L195 85H191ZM195 86V87H194ZM200 86H198V88H197V91L195 92V93H197V92H199L200 91ZM243 86V85H242ZM247 86H249V85H247ZM246 86V87H247ZM2 87V86H1ZM0 87V88H1ZM1 88L2 90L3 89H7V88ZM66 87V86H65ZM69 87V86H68ZM76 87V89H78ZM130 87V86H129ZM178 87H180V86H178ZM183 87V88H184ZM222 87V86H221ZM74 88V87H73ZM117 88V87H116ZM123 88V87H122ZM133 88V87H132ZM146 90H145V89ZM161 88H162V90H161ZM182 88V87H181ZM181 88H178V89H181ZM187 88V87H186ZM223 88H225V86L223 87ZM228 88V87H227ZM234 88V87H233ZM238 88V87H237ZM239 88H241V86L239 87ZM60 89H62V90H60ZM75 89V88H74ZM73 89V90H74ZM120 89V88H119ZM129 89H131V88H129ZM139 89V88H138ZM144 89V90H143ZM168 89V90H167ZM172 89V88H171ZM173 89H174V87H173ZM177 89V88H176ZM185 89V88H184ZM184 89H182V92H184ZM188 89V88H187ZM187 89H185V91H186V93L184 92L183 94H184V96L185 95H187L188 93H187V91L189 90H187ZM205 89V88H204ZM220 89H222V88H220ZM244 89H246L245 87H244ZM21 90V89H20ZM121 90V89H120ZM123 90H124V88H123ZM133 90H137V88L136 89H133ZM189 90V91H190ZM199 90V91H198ZM223 90V89H222ZM243 90V89H242ZM246 90H248V88L246 89ZM251 90H253V92L251 91ZM250 91L252 92V93H254L255 91V94L257 93V91L258 90H254V89H251ZM62 91V92H61ZM66 91V90H65ZM75 91V90H74ZM126 93H128L127 91H129V90H124ZM155 92V94L154 93H152V92ZM169 91V92H168ZM179 91V90H178ZM201 91H203V92H205L204 90H201ZM225 91V93H226V89L224 90ZM249 91V90H248ZM76 92V91H75ZM121 93L123 92V91H120ZM125 92L123 93V95L125 94ZM131 91H129V93H130ZM133 92V91H132ZM180 93H181V91H179ZM191 92V91H190ZM202 92V93H203ZM222 92V91H221ZM220 92V93H221ZM227 92H228V90H227ZM235 92V91H234ZM233 91L232 92H230V93H227V95H226V97L225 98H227V99H229L230 101H231V103H235V104H233V106L234 105H236V106H238L237 104H238V101H239V97L234 93ZM241 92H243V91H241ZM258 92H260V91H258ZM175 92H173V94H174ZM200 93V92H199ZM201 93V94H202ZM206 93V92H205ZM218 93V92H217ZM223 93V92H222ZM251 93V94H252ZM261 93V92H260ZM54 94V95H53ZM89 94V95H88ZM136 94V93H135ZM151 95V96H149V95ZM173 94H171V96L173 95ZM176 94V93H175ZM182 94V95H183ZM239 94V93H238ZM254 94V96L256 97H258L257 99L256 98H252L250 95H248V96H245L246 98H244V99H248L249 98V96L251 97V98H249L248 99V101L247 102H245L246 104H247V107L248 106H250V104H251V106L252 105H254L253 107H248V108H250V110H252V109H255V108H257L258 106H260V100H261V98H264V97H261V98H259L260 97V95L261 94H256L255 95ZM54 96V98H52L53 96ZM157 95V97H159ZM167 95V96H168ZM180 95V94H179ZM189 95V94H188ZM187 95V96H188ZM213 95V94H212ZM247 95V94H246ZM19 96H16L15 97V99L16 98H20ZM55 96H56V99H55ZM89 96H90V98H89ZM134 96V95H133ZM162 96H161V98H162ZM169 96H168V98H169ZM183 96V97H184ZM189 96V97H190ZM215 96V95H214ZM218 96H220V95H218ZM253 96V95H252ZM264 96V95H263ZM89 99H91L92 100V98L94 99L93 101H91L92 102V104L94 105V103L93 102H96V104L97 103H99V104H97V105H100V104H104L105 106L107 105V111H104L105 110V106H103L104 107V110H102V111H99V110H96V112H93L92 110L94 109H91L90 110V108L88 109V110H85V108H87L88 107V103H87V101L89 100ZM172 97H174V95L172 96ZM208 98L209 100H205L204 101V99H206V98ZM59 99V101H56V100H58ZM125 98V97H124ZM152 98V99H151ZM161 98H157V99H161ZM168 98H164V99H168ZM179 99H180V97H178ZM186 98V97H185ZM185 98H182L181 99V101H186V99ZM213 98V97H212ZM211 98V99H212ZM241 100L243 101L244 99H243V97L241 96ZM14 99V98H13ZM55 99V100H54ZM126 99V98H125ZM154 99V100H153ZM175 99V98H174ZM21 100V102L23 103V101ZM169 100H171V98H169L168 99V101ZM228 100V101H229ZM240 100V103L242 102ZM257 100V101H256ZM17 101V100H16ZM24 101V102H25ZM53 101H56V103L58 102V104H56L55 102L54 103H52ZM142 101V102H141ZM164 101V100H163ZM172 101V100H171ZM170 101V102H171ZM177 101V100H176ZM200 101H204L203 103H201ZM227 101V100H226ZM262 101V100H261ZM32 102V103H31ZM50 102L52 103L51 105H49L50 104ZM90 102V103H91ZM138 102V103H137ZM165 102V101H164ZM164 102H162V103H164ZM206 102V105L207 104H209L210 103V101H209V103H207ZM214 102V101H213ZM256 102H257V105L258 106H256ZM263 102V101H262ZM261 102V103H262ZM16 103L17 102H5V104H3V106L1 107V110L5 113V115H4V113H3V115H1V116H3V118H2V120L5 118V119H7V118H9L7 121H8V123H6V125H5V127H7V128H9L10 130H14L15 129V127H10L11 125H10V123L11 122H13V121H15V120H11V117H13L14 119H15V115H17L18 114V112L20 111L21 112V110L23 109V108H21L20 107V105L18 104V105H16ZM19 103H20V99H19ZM87 103V104H86ZM154 103H153V105H154ZM173 103V102H172ZM228 103V102H227ZM237 103V104H236ZM245 103H242L241 105L243 106V105H246ZM259 103V104H258ZM264 103V102H263ZM21 104V103H20ZM53 104H54V106H53ZM63 104V103H62ZM61 104V105H62ZM139 104V105H138ZM219 104V103H218ZM230 104V103H229ZM55 105H57V106H55ZM87 105V107H85ZM92 105V106H93ZM132 105H134V106H132ZM148 105V106H149ZM153 105H150V107L152 106V108H153ZM213 105H214V103H213ZM1 106V105H0ZM47 106H49V107H47ZM127 106L128 107H130L129 108V110L127 109ZM140 106V107H139ZM169 106H171V105H169ZM208 106H211V103H210V105H208ZM98 107V106H97ZM103 107H101L100 109H103ZM108 107H109V111H108ZM138 107L140 108V110L138 109ZM156 107V108H155ZM212 107H214V106H211L210 108H212ZM239 107V106H238ZM237 107V108H238ZM43 108V109H44ZM135 108H137V109H135ZM166 108V107H165ZM165 108H163L162 109V107L160 106V111L161 110H163L164 111V109ZM170 108V107H169ZM181 108V109H182ZM204 108V109H203ZM216 108V107H215ZM225 108V107H224ZM235 108V107H234ZM233 108V109H234ZM244 108V107H243ZM258 108H261V107H258ZM95 109H97V108H95ZM123 109V110H122ZM125 109H127V111L125 110ZM222 109H223V107H222ZM221 109V110H222ZM239 109V108H238ZM262 110H260V109H257V111H264V109L263 108H261ZM25 110V109H24ZM49 111L50 110H52L51 108H49L48 109ZM57 110V109H56ZM77 110H81V112H79V113H77ZM85 110V111H84ZM90 110V111H89ZM137 111V113L139 114L141 111V113L143 114H141V118H142V122H140L141 124V126L139 125V128L140 127H143V129H141V132H139L138 133V135H137V131L134 133V134H136L137 136H134V135H132V130L134 129L133 127V129L130 127V126H133L132 124L130 125V126H128V124H127V122H125V119L126 118H123V116H126L127 115V112L129 111H131L132 113H130L129 115L131 116V118L133 117V115L136 113H134V111ZM170 109H168L167 111H169ZM224 110V109H223ZM247 110H249V109H247ZM27 111V110H26ZM30 111V112H31ZM89 111V112H88ZM92 111V112H91ZM97 111H99L100 113H97ZM125 111V113H126V115H125V113L124 114H122V112H124ZM139 111V112H138ZM182 111V110H181ZM215 111H217V110H215ZM255 111H256V109L254 110V111H249L250 112V115H251V112H253L252 114H253V116H254V114H255ZM1 112V111H0ZM29 112V111H28ZM40 112V111H39ZM51 112V111H50ZM53 112H55V111H53ZM155 112V113H154ZM218 112L220 113V111L218 110ZM245 112V111H244ZM248 112V111H247ZM248 112V113H249ZM225 113V112H224ZM36 114H38V113H36ZM52 114V113H51ZM61 115V117H60V115ZM132 114V115H131ZM138 114H136V115H134V119H135V117L137 116V117H140ZM177 114V113H176ZM218 114V113H217ZM221 114V113H220ZM233 114H235V113H233ZM258 114V113H257ZM259 114H260V112H259ZM20 115V114H19ZM123 115V116H122ZM146 115V116H145ZM187 115V116H186ZM222 117H224L223 116V112H222ZM238 115V114H237ZM246 115H248V117L247 116H245V117H247V119H250L249 117V114H246ZM263 116H264V114H262ZM144 118H143V117ZM185 116V117H184ZM194 116H196V117H194ZM243 116V115H242ZM253 116H251V120L247 123V124H249V126H247V124L245 125V123H242L243 125H245L246 126V129H249V127L252 129V127L251 126H254V127H257V125L258 124H254V125H250V124H252L251 123V121H252V119H254L253 118ZM257 116V115H256ZM263 116H262V118H263ZM127 117V116H126ZM183 117L184 118H188V119H186L187 121V123H184L183 124V122H185V121H183L182 119H183ZM230 117H231V115H230ZM259 117H261V115H258L257 116V119H259ZM129 118V117H128ZM127 118V119H128ZM130 118V119H131ZM141 118H139V119H141ZM195 119V120H197L198 121V123H197V121L195 122L194 120H192V119ZM235 118H237V117H235ZM243 118V117H242ZM262 118H260V119H262ZM4 119V120H5ZM57 119V120H56ZM123 119V120H122ZM133 119V120H134ZM189 119L191 120V122L189 123ZM220 119L222 120V118H221V116H220ZM225 119H226V116H225ZM245 118H243V120H244ZM255 119H256V117H255ZM256 119V120H257ZM264 119V118H263ZM3 120V121H4ZM11 120V121H10ZM56 120V122L57 123H54V121ZM132 120V119H131ZM138 120V119H137ZM137 120H135V121H137ZM180 120H182L183 122H181L182 123V126H179V122H180ZM224 120V119H223ZM228 120V119H227ZM240 121H241V119H239ZM6 121V120H5ZM4 121V122H5ZM6 121V122H7ZM29 121H31V120H29ZM141 121V120H140ZM230 121H232V120H230ZM235 121H237L238 122V124H240L239 123V121L236 119ZM234 120H233V122H235ZM3 122V123H4ZM119 122V123H118ZM130 122H132V121H130ZM129 122V123H130ZM134 122V121H133ZM138 122V121H137ZM136 122V123H137ZM225 122H227V121H225ZM224 122V124L226 125V123ZM15 123H16V121H15ZM27 123H29V122H27ZM44 123H46V122H44ZM67 123H71V125H66ZM120 124L121 123V125L123 126V129H126V128H124V127H126V126H128L127 128L131 131V132H128V133H130V135H132V136H126L124 133L125 132H121L120 130L119 131H117L116 130V124ZM177 123H179V124H177ZM189 123V124H188ZM213 123V124H212ZM218 123V122H217ZM219 123H220V121H219ZM222 123V122H221ZM220 123V124H221ZM228 123V122H227ZM260 123H262V124H259V126H258V128L261 126V125H263V121L262 122H260ZM5 124V123H4ZM17 124V123H16ZM19 124V123H18ZM17 124V126H19ZM47 124V123H46ZM185 124L187 125V126H185ZM194 124H192V126L194 125ZM195 124V125H196ZM224 124H222V126L224 125ZM41 125V124H40ZM40 125L38 124L37 125V127L39 126V128H41L40 127ZM73 125L75 126V128H73ZM77 125V126H76ZM80 125H82V128H80L81 126ZM85 127H84V126ZM203 125H202V128H203ZM229 125V126H228ZM228 125H226V127L224 126V128H226L227 130H224V131H226L227 133H228V131H230V130H228V127H229V129H231L232 127H235V125L234 124H232V122H231V124H228ZM232 125H234V126H232ZM13 126H14V123H13ZM67 126H69L70 128H68ZM80 126V127H79ZM153 126V127H154ZM162 126V127H161ZM175 126H177L176 128H175ZM214 126V125H213ZM212 126V127H213ZM218 126H219V124H217V128H218ZM221 125L219 126V127H222ZM228 126V127H227ZM232 126V127H231ZM237 126V125H236ZM264 126V125H263ZM78 129H77V128ZM214 127H216V126H214ZM240 127V126H239ZM239 127L237 126V127H235L234 129H238L239 130ZM244 127V126H243ZM243 127H240V128H242L244 131H245V128H243ZM248 127V128H247ZM12 128H14V129H12ZM17 128V127H16ZM66 128V129H65ZM68 128V129H67ZM118 128V127H117ZM164 128V129H163ZM178 128V129H177ZM193 128V127H192ZM195 128H196V130L198 129V127L196 126H194V128H193V131L195 130ZM201 128V126H199V131L201 130L200 129ZM211 128V127H210ZM263 129H264V127H262ZM261 128V129H262ZM43 129V128H42ZM47 129H49L48 130V132H47ZM65 131H64V130ZM153 129V128H152ZM155 130H156V128H154ZM177 129V130H176ZM213 129V128H212ZM215 129V128H214ZM233 129V128H232ZM231 129V130H232ZM250 129V130H251ZM255 129V128H254ZM257 129V128H256ZM260 128H259V130H261ZM262 129V130H263ZM32 130H34V129H32ZM31 130V131H32ZM86 130V131H87ZM127 130V129H126ZM154 135H151V137H149V134H150V132ZM221 130V131H220ZM262 130L260 131L261 133H262ZM0 131H1V129H0ZM27 131V130H26ZM74 131V133H78V132H75ZM93 131V132H92ZM124 131V130H123ZM134 131V130H133ZM142 131H145V132H142ZM149 132V134L147 133V132ZM199 131H197L196 132V134L197 133H199ZM202 132H203V129L201 130ZM206 131V130H205ZM212 131V130H211ZM216 132L215 133H217L218 132V130H215ZM223 131V129H219V134L217 135V136H221V135H223V134H225V132L223 133L222 132ZM253 131H255V130H253ZM256 131H258V130H256ZM12 132V131H11ZM15 132H17V130L15 131ZM15 132H13V133H15ZM19 132H21L20 130H19ZM22 132H25V130H23ZM22 132H21V135H23L22 134ZM36 132V131H35ZM72 132V131H71ZM127 132V131H126ZM188 132H189V130H188ZM195 132V131H194ZM207 132H208V130H207ZM207 132H206V134H207ZM210 132V131H209ZM237 132H239V131H236V133L235 132H233V134H231V133H228V134H230L232 137L235 135V134H237ZM250 131H248V133H249ZM252 132V131H251ZM250 132V133H251ZM63 133V134H62ZM73 133V132H72ZM147 133V134H146ZM156 133V132H155ZM222 133V134H221ZM235 133V134H234ZM249 133V134H250ZM253 133V132H252ZM251 133V134H252ZM258 133V132H257ZM38 134V133H37ZM45 134V135H44ZM107 135V137H112L113 139H115L116 140V142H111V140L113 141V139H109V138H107V141H106V137H102V135ZM126 136H124V135ZM173 134H174V136H173ZM192 133H190L189 135H191ZM195 133L193 134V136H195L196 135ZM204 134V133H203ZM202 134V135H203ZM241 134V133H240ZM17 136H18V134H16ZM33 135V136H32ZM35 135H36V133H35ZM68 135V134H67ZM74 134H72V136H73ZM79 135V136H80ZM103 135V136H104ZM176 135V136H175ZM207 135H209V134H207ZM207 135H203V137L204 138H206L207 137ZM211 135V134H210ZM210 135L208 136L209 137V139H211L212 138V136L210 137ZM226 135V134H225ZM225 135H224V137H225ZM245 135V134H244ZM253 135V134H252ZM259 135H260V133H259ZM258 135V136H259ZM15 136V135H14ZM75 136V135H74ZM73 136V138H75ZM77 136L78 135H76V138H77ZM78 136V137H79ZM84 136V135H83ZM101 136V137H100ZM156 136V137H157ZM163 136V137H162ZM167 136V137H166ZM170 136V137H169ZM206 136V137H205ZM213 136L215 137L216 136V134L214 135L213 134ZM236 136V135H235ZM234 136V137H235ZM250 136V135H249ZM254 138H253V136L250 138V140H252V139H255L256 138V136H257V134L255 135L254 134ZM257 136V137H258ZM100 137V138H99ZM162 137V138H161ZM171 137H172V140L174 141V142H172V141H170L171 140ZM174 137V138H173ZM189 137V136H188ZM196 137H198L197 135H196ZM196 137H192V138H195V140L193 141L195 144H196V142H198L197 140H196ZM202 137V138H203ZM224 137H222V139L224 138ZM226 137H227V135H226ZM231 137V138H232ZM234 137H233V139H234ZM260 137V136H259ZM259 137H258V139H259ZM60 138H62V139H60ZM71 138V137H70ZM82 138V137H81ZM165 138V139H164ZM183 139H184V137H182ZM229 138H230V136H229ZM228 137H227V139H229ZM78 139V138H77ZM109 139V140H108ZM152 139V140H151ZM158 139V138H157ZM164 139V140H163ZM167 139H169V140H167ZM208 139V140H209ZM225 139V138H224ZM227 139H225L226 140V142L228 141L229 142V140H227ZM262 139H264V138H262ZM68 140V139H67ZM67 140H65V141H67ZM87 140V139H86ZM150 140V141H149ZM179 140V139H178ZM202 140V139H201ZM214 140H216V139H214ZM221 140V139H220ZM230 140H232V139H230ZM235 140V139H234ZM24 141H26V142H24ZM70 141V140H69ZM110 141V142H109ZM149 141V142H148ZM167 141V142H166ZM169 141V142H168ZM177 141V140H176ZM180 141V140H179ZM183 141V140H182ZM184 141H186V140H184ZM183 141V142H184ZM190 141V140H189ZM191 141H192V139H191ZM190 141V142H191ZM211 141V140H210ZM210 141H207V142H210ZM223 141V140H222ZM253 141H255V140H253ZM257 141V140H256ZM262 141H264V140H262ZM88 142H90V141H88ZM87 142V143H88ZM109 142V143H108ZM123 144H122V143ZM151 142V143H150ZM170 142L171 143H175V144H170ZM190 142H188V143H190ZM192 142V145L190 144V145H188V147L190 146H192L193 148H188V149H190V152L192 151V153H190V154H193L194 152H196V150L197 151H199L200 149H199V147H198V144H202L204 147H205V145H208L207 143L205 144V141H203L202 140V142L203 143H200V137H199V142L196 144L197 145V148L199 149H195V147H196V145L195 146H193L194 145V143ZM213 142V141H212ZM218 142V141H217ZM216 142V143H217ZM233 142V140L231 141V143L229 144V146H231V147H229V148H231L232 150H233V147H232V144H235L234 142ZM251 142V141H250ZM259 142V141H258ZM15 143V144H14ZM24 143H26V146H25V144ZM108 143V144H107ZM119 143H121V144H119ZM141 143L143 144V145H141ZM145 143V144H144ZM167 143V144H166ZM179 143V142H178ZM187 143V144H188ZM216 143H214V144H216ZM253 143V142H252ZM263 143V142H262ZM261 143V146L263 145L264 146V144H262ZM63 144V143H62ZM153 145L155 144V142L154 143H152ZM186 144V143H185ZM187 144H186V147L185 148H187ZM205 144V145H204ZM211 144V143H210ZM257 144V143H256ZM19 145H20V147H22V145H24L23 147L24 148H20L19 147ZM68 145V144H67ZM110 145V144H109ZM121 145H125L124 147H122ZM141 145V146H140ZM148 145V144H147ZM164 145V146H165ZM180 145V144H179ZM179 145H176V146H174L175 147V149L174 148H172V147H168L167 149H171V151H169L170 152V154L171 153H173V152H177V151H179V153L181 152L182 153V151H180V149H181V147H180V149L179 150H176V149H178L179 148ZM202 146V147H203ZM212 146H214L213 144H212ZM220 146H222V145H220ZM257 146H258V144H257ZM60 147H62L61 145H60ZM66 147V146H65ZM104 147V148H103ZM108 147V146H107ZM106 147V149L108 150V148H110V147H108L107 148ZM112 147V148H113ZM156 148H158L157 150L159 151V147H158V144H157V146H155ZM208 147V146H207ZM227 147V146H226ZM226 147H224V149L226 148ZM227 147V148H228ZM236 147V146H235ZM115 148V147H114ZM122 150H121V149ZM123 148H125V149H123ZM137 148V150H134V149H136ZM206 148V147H205ZM45 149V148H44ZM44 149H42V150H44ZM60 149H62V148H60ZM64 149V148H63ZM105 149V150H106ZM129 149H128V151H129ZM155 149V148H154ZM187 149V152H189V150ZM192 149V150H191ZM202 149V148H201ZM204 149V148H203ZM258 149H261V148H259V146H258ZM41 150V151H42ZM88 150V149H87ZM106 150V152H108V154L110 155V153H112L111 152V150H108L107 151ZM141 150V149H140ZM161 150V149H160ZM176 150V151H175ZM182 150V149H181ZM185 150V149H184ZM231 150V151H232ZM109 151H110V153H109ZM127 151V152H128ZM146 151V150H145ZM150 151H152V150H150ZM209 151V150H208ZM207 151V152H208ZM231 151H229L230 153H232ZM46 152V151H45ZM61 152V151H60ZM102 152H105V151H102ZM102 152H100V154H102L103 156L105 155V153L103 154ZM119 152V151H118ZM132 152V153H133ZM157 152V151H156ZM187 152H183L182 153V155H180V154H178V155H180V156H185V154L184 153H187ZM259 152V151H258ZM264 152V151H263ZM1 153V152H0ZM40 153V152H39ZM44 153V152H43ZM42 153V154H43ZM90 153V154H89ZM135 153V152H134ZM148 153H152V152H147V154ZM153 153H155V152H153ZM158 153V152H157ZM199 153V152H198ZM201 153V152H200ZM210 153V152H209ZM228 153V152H227ZM257 153V152H256ZM2 154V153H1ZM88 154V155H87ZM122 154V153H121ZM120 154V155H121ZM141 154V153H140ZM173 154H176V153H173ZM190 154H188V158H191V156H190ZM229 154V153H228ZM233 154H236V153H234L233 152ZM93 157V159H91L92 157ZM94 155V156H93ZM107 155V154H106ZM126 155H128L127 153H126ZM146 155V154H145ZM149 155V154H148ZM148 155H146V157L148 156ZM153 155V154H152ZM156 155V154H155ZM177 155V154H176ZM176 155H173V157L175 156L176 157ZM177 155V156H178ZM230 155V154H229ZM232 155V154H231ZM39 156H42L41 154H39ZM108 156V155H107ZM105 157V159H107L108 157ZM179 156V157H180ZM234 156V155H233ZM232 156V157H233ZM1 157V156H0ZM79 157V156H78ZM97 158V159H94V158ZM149 157V156H148ZM147 157V158H148ZM154 157V156H153ZM176 157L177 159V161L178 162H180L181 160H183V158L184 157ZM56 158V157H55ZM59 158V157H58ZM122 158H123V155H122ZM145 158V157H144ZM151 157H149L148 159H150ZM172 158V157H171ZM247 158V157H246ZM254 158V157H253ZM35 159H37V160H35ZM78 159V160H79ZM175 159V158H174ZM210 159V158H209ZM59 160V159H58ZM144 160V159H143ZM142 160V161H143ZM184 160H187V163L186 164H188V159L186 158V156H185V158H184ZM40 161V160H39ZM50 161H53V159H51ZM128 161V160H127ZM173 161H175V160H173ZM177 161H175V166L173 165V168L175 169H178L179 171H182L181 169H183V168H185V167H183L184 166V164H183V166H182V164H180V163H176ZM189 161H191L190 159H189ZM212 161V160H211ZM254 161V160H253ZM38 162V161H37ZM36 162V163H37ZM81 162V161H80ZM98 162V161H97ZM105 162V161H104ZM123 162H124V164H126V162L123 160ZM129 162H131L130 160L128 161V163ZM145 162V161H144ZM148 162V161H147ZM182 162V161H181ZM186 162V161H185ZM184 162V163H185ZM193 162V161H192ZM54 163V162H53ZM76 163V162H75ZM93 163V162H92ZM106 163H107V161H106ZM133 163V162H132ZM174 163V162H173ZM183 163V162H182ZM189 163H191V162H189ZM54 164H56V163H54ZM84 164V165H85ZM101 164H103V163H101ZM105 164V163H104ZM131 164V163H130ZM205 164V163H204ZM212 164V163H211ZM242 165H243V163H241ZM48 165H49V163H48ZM90 165V164H89ZM128 165V164H127ZM179 165H181L182 166V168L181 169H179L178 167H179ZM194 165V164H193ZM206 165V164H205ZM38 166V165H37ZM78 166V167H77ZM176 166H178V167H176ZM220 166H222V165H220ZM240 166V165H239ZM261 166V165H260ZM25 168L26 170H28V171H30L31 173H32V176H33V178H32V176H30L32 179H34L36 182H37V184H35V183H31V182H33L34 180H32L31 182L29 181V179H27V177H26V175L24 176V175H22L23 173H21L20 174V172H23L22 170H20V169H22V168ZM43 167V166H42ZM45 167V166H44ZM51 167V166H50ZM49 167V168H50ZM64 167V166H63ZM167 167V166H166ZM188 167V166H187ZM186 167V168H187ZM195 167V166H194ZM204 166L202 165V168H203ZM210 167H212V166H210ZM224 167H227L226 165H224ZM241 167V166H240ZM258 166H256V168H257ZM81 168V169H80ZM169 168V167H168ZM171 168H172V166H171ZM189 168V167H188ZM201 168V169H202ZM204 168H206V167H204ZM251 168V167H250ZM255 168V167H254ZM260 168V167H259ZM259 168H258V170H259ZM62 169V170H61ZM208 169H210V168H208ZM252 169H253V167H252ZM251 169V170H252ZM44 170V169H43ZM49 170V169H48ZM169 170V169H168ZM178 170L176 171V173L175 172H173L175 175L177 174V173H179V175L182 173V175H183V171L180 173V172H178ZM184 170H186L187 171V169H184ZM207 170V169H206ZM222 170V169H221ZM257 170V169H256ZM60 171L62 172V175H60L61 177L60 178H57V177H59V176H57V175H59L60 174ZM203 171H205V170H203ZM225 171V170H224ZM223 171V172H224ZM243 171V170H242ZM242 171H240V172H242ZM255 171V170H254ZM260 171H261V176L263 177V178H261V179H263V181H262V185H263V183H264V170H261L260 169ZM260 171H258L259 172V174H260ZM3 172V171H2ZM25 172V171H24ZM193 172V171H192ZM82 173H83V171H82ZM224 173H226V171L224 172ZM223 173V174H224ZM239 173V172H238ZM245 173V172H244ZM252 173V172H251ZM255 173H257V172H255ZM64 174V175H63ZM167 174V173H166ZM204 174H206V173H202V175H204ZM221 174V173H220ZM5 175V174H4ZM160 175V174H159ZM158 175V176H159ZM173 175V174H172ZM179 175H177V177H179ZM181 175V176H182ZM248 175V174H247ZM258 175V174H257ZM6 176V175H5ZM4 176V177H5ZM50 176H52V178L50 177ZM56 176V177H55ZM79 176V175H78ZM81 176V175H80ZM180 176V177H181ZM206 176V175H205ZM224 176V175H223ZM234 176V175H233ZM250 176V175H249ZM49 177L51 178V179H49ZM65 177L67 178V179H69V180H67V179H65ZM149 177V176H148ZM148 177L146 176V180L149 182V183H151V181L150 180H148ZM160 177H162V176H160ZM164 178H162V179H165L164 181H165V183H167L168 184V182H169V180H167L168 178L167 177H169L168 176V174H167V176L165 175V176H163ZM186 177V176H185ZM184 177V178H185ZM203 177V176H202ZM235 177L236 176H234L233 177V179H235ZM239 177H240V175H239ZM260 177V175H258V176H256V178H259ZM54 178H57V180H59L58 182H57V180H54ZM145 178V177H144ZM156 178V177H155ZM155 178H153V181L152 182H155L156 180H155ZM206 178V177H205ZM237 178H238V176H237ZM236 178V179H237ZM242 178L243 177H241L240 179L241 180H235V181H239V182H243L242 181ZM255 178V180L254 181H256V180H258V179H256ZM53 179V180H52ZM76 179H78V178H76ZM110 179V178H109ZM162 179H160L161 180V182H162ZM169 179H171V180H174V179H172V178H169ZM230 179H232L231 177H230ZM229 179V180H230ZM239 179V178H238ZM244 179V178H243ZM247 179V178H246ZM248 179H251V177L250 178H248ZM260 178H259V181H257V182H255L256 183V185H257V187H259L260 189H261V191L264 193V187L263 186H260V185H258V184H260L261 182H260V180H261ZM1 180H3V179H1ZM47 180H49V181H47ZM112 180V179H111ZM144 180V179H143ZM155 180V181H154ZM170 180V181H171ZM176 180V179H175ZM196 180H198V179H196ZM252 180V179H251ZM54 181V182H53ZM76 181V180H75ZM115 181V180H114ZM113 181V182H114ZM187 181V180H186ZM203 181V180H202ZM202 181H201V183H202ZM228 181V180H227ZM231 181V180H230ZM234 181V180H233ZM246 181H249L248 182V185L249 186H251L252 184H253V182H252V184H251V181L250 180H246ZM48 182V183H47ZM56 182V183H55ZM117 182V181H116ZM137 182H139V180L137 181ZM144 182H146V181H144ZM172 182V181H171ZM170 182V183H171ZM189 182V181H188ZM188 182H186V183H188ZM232 182V181H231ZM231 182H229L230 183V185L228 184V188L229 187H232V185L234 184L233 182V184L231 183ZM238 182V183H239ZM245 182V181H244ZM242 183L243 185H239V184H241V183H239V184H236V186H240L239 188H245L246 186V184L245 183ZM259 182V183H258ZM67 183V184H66ZM108 182H106V184H107ZM115 183V182H114ZM148 183V184H149ZM162 183H164V182H162ZM162 183H160V184H162ZM226 183H228V182H226ZM236 183V182H235ZM251 185H250V184ZM254 183V184H255ZM34 184L35 185H37V188H35V186H34ZM74 184V183H73ZM76 184V183H75ZM78 184V183H77ZM80 184V183H79ZM86 184H90L89 182L87 183L86 182ZM84 185V186H86V188L85 187H83L84 189H82V191H80V193H82L83 192V194H84V196H86V197H84L82 194H80V195H82L83 196V198L84 199H87V200H89V201H92V198H95V197H97V198H102V200H101V204L103 205L102 206V208L104 207V206H106V207H108V202H110V200L111 201H114L113 200V198L114 197H117L116 196V194H118V193H114L115 194V196L112 198V199H110L109 200V196L110 197H112V195H113V193L111 192V191H115L116 192V189H119V188H117L116 186H113V185H115V184H117V183H115V184H112V183H110L109 185L113 188V187H116V188H113L114 190H111L112 188L109 186V189L111 190H107V189H105V187H108V186H106V184H105V186L103 185V184H101V185H103V186H101V187H104V188H100V187H98V189H96V188H90L91 186L90 185ZM93 184V183H92ZM91 184V185H92ZM112 184V185H111ZM137 184V183H136ZM142 183H140V185H141ZM146 184V183H145ZM144 184V185H145ZM179 184V183H178ZM196 184H197V182H196ZM203 184V183H202ZM217 184V183H216ZM215 184V185H216ZM225 184V183H224ZM245 184V185H244ZM32 185V186H31ZM60 185V186H59ZM131 185H132V183H131ZM133 185H134V183H133ZM132 185V186H133ZM143 185V186H144ZM163 185V184H162ZM184 185V184H183ZM182 185V186H183ZM59 186V187H58ZM65 186V187H64ZM76 186V185H75ZM94 187H95V185H93ZM136 186H137V188L138 189H140V187L138 186V185H135V187H134V189L136 188ZM149 186H151V185H149ZM152 186H154V185H152ZM163 186H165V185H163ZM162 186V187H163ZM185 187H186V185H184ZM192 186H195V187H197V189H199V188H201V187H199L198 188V186H196L195 184L194 185H192ZM252 186H254V185H252ZM76 187H79V186H76ZM130 187V186H129ZM128 187V188H129ZM159 187V189H160V185L158 186ZM214 187V186H213ZM234 187V186H233ZM232 187V188H233ZM256 187V188H257ZM61 188V189H62ZM137 188L135 189V190H137ZM150 188V187H149ZM164 188V187H163ZM169 188V187H168ZM183 188V187H182ZM218 188V187H217ZM242 188V189H243ZM250 188V187H249ZM255 188V187H254ZM59 189V190H58ZM75 189H77V188H75ZM89 189V192L87 193V194H85L84 192L86 191V190H88ZM142 189V188H141ZM167 189V188H166ZM185 189V188H184ZM230 189V188H229ZM234 189V191H236L235 190V187L233 188ZM241 189V190H242ZM247 189H248V186H247ZM246 188H245V191H247V194L248 193H250L251 192V190H250V192L247 190ZM252 189H253V187H252ZM258 189V188H257ZM71 190H74V187L73 188H71ZM145 190H146V188H145ZM176 190H177V188H176ZM196 190V189H195ZM219 190V189H218ZM259 190V189H258ZM64 191V190H63ZM62 191V192H63ZM76 190H74L73 192H75ZM79 191V190H78ZM121 191V190H120ZM167 191V190H166ZM220 191V190H219ZM232 191V190H231ZM245 191H243V192H245ZM136 192V191H135ZM139 192V191H138ZM151 192V191H150ZM163 192V191H162ZM161 192V193H162ZM212 192V191H211ZM211 192H209L210 193V195L212 194ZM227 192V191H226ZM226 192H225V194H226ZM237 192V191H236ZM261 192V193H262ZM76 194H77V192H75ZM153 192H151L150 194H152ZM160 193V192H159ZM168 193V192H167ZM191 193V192H190ZM193 193H194V191H193ZM196 193V192H195ZM218 193V192H217ZM59 194H62L61 192L59 193ZM89 194V195H88ZM140 194V193H139ZM139 194H137V195H139ZM144 194V193H143ZM145 194H147V193H145ZM142 195V196H146V195ZM165 194V193H164ZM172 194V193H171ZM233 194V193H232ZM236 194V193H235ZM244 194V193H243ZM17 195H18V197H17ZM67 195V194H66ZM119 195H122V194H120L119 193ZM123 195H124V193H123ZM134 195V194H133ZM148 195V194H147ZM154 194H152L151 196V199L154 197H156V196H153ZM157 195H158V193H157ZM160 195V194H159ZM169 195V194H168ZM167 195V196H168ZM208 195V194H207ZM210 195H208V196H210ZM220 195V194H219ZM227 195V194H226ZM225 195V196H226ZM238 195V194H237ZM245 195H246V193H245ZM262 195V194H261ZM10 196V195H9ZM59 196V195H58ZM76 196V195H75ZM82 196H81V198H82ZM102 196V197H101ZM142 196H141V198H142ZM161 196H162V194H161ZM208 196H206V197H208ZM214 196V195H213ZM222 196H223V194H222ZM233 196V195H232ZM231 196V197H232ZM239 196V195H238ZM244 196V195H243ZM243 196H240V197H243ZM247 196V195H246ZM263 196H264V194H263ZM7 197V196H6ZM11 197V196H10ZM9 197V198H10ZM67 197H69V195H67ZM74 197V196H73ZM89 197H92L91 198V200H90V198ZM121 198H123L124 199V197L123 196H120ZM120 197H118V198H120ZM133 197H135V196H133ZM137 197V196H136ZM147 197V196H146ZM149 197V196H148ZM164 197H166V196H164ZM170 197L171 196H169V199H170ZM230 196H229V198H231ZM260 197H262V196H260ZM74 198H76V197H74ZM77 198H79V196H77ZM76 198V199H77ZM81 198H79V199H81ZM107 198H108V202H107ZM129 198V197H128ZM139 199H141L140 197H138ZM145 198V197H144ZM173 198V197H172ZM209 198V197H208ZM210 198H212V197H210ZM237 198V197H236ZM246 198V197H245ZM247 198H248V200L250 199V194H249V196H247ZM262 198H264V197H262ZM11 199V198H10ZM12 199H14L13 197H12ZM69 199V198H68ZM96 199V198H95ZM117 199V198H116ZM130 199V198H129ZM143 199V198H142ZM174 200H175V198H173ZM190 199V198H189ZM199 199V198H198ZM235 199V198H234ZM243 199V198H242ZM78 200V199H77ZM98 200V199H97ZM97 200H94V201H96L94 204H96L98 201ZM121 200V199H120ZM127 200V199H126ZM143 200H145V199H143ZM148 200V199H147ZM153 201H156L157 199H152ZM222 200V199H221ZM224 200H226V199H224ZM240 200V199H239ZM263 200V199H262ZM65 201H67V200H65ZM84 201H86V200H84ZM89 201H88V203H89ZM116 201V200H115ZM119 201V200H118ZM128 201V200H127ZM150 201V200H149ZM152 201V203L153 204H156L155 202H153ZM206 200L204 199V201L203 202H205ZM241 201V200H240ZM240 201H236V199L235 200H233V202H238V205H240L239 203H240ZM244 201V200H243ZM260 201V200H259ZM79 202H82V204L81 203H79ZM122 202V201H121ZM169 202V201H168ZM173 202V201H172ZM220 202V201H219ZM226 202V201H225ZM247 203V201H246V199H245V201H244V203ZM251 202H253V201H251ZM250 202V203H251ZM256 201H254V203H255ZM262 202H264V200L262 201ZM87 203V202H86ZM232 203V202H231ZM244 203H243V205L242 206H244ZM249 203V202H248ZM247 203V204H248ZM253 203V204H254ZM0 204H1V202H0ZM64 204V203H63ZM122 204V203H121ZM121 204L120 205H118L117 203H116V205H118V206H120L118 209H115L116 210V213H114L115 212V210H113L114 212V214L116 215L115 217H117V218H115V219H118V217L120 218V214L118 213L119 211H120V213H121V210L123 209H120L121 208ZM137 203H135L134 205H136ZM144 204V203H143ZM153 204L151 205H149V204H147V205H149V206H151L150 208H151V210L152 211H155V208L154 207H156V206H153ZM158 204V203H157ZM202 204V203H201ZM205 204H207V203H205ZM233 204H235V203H233ZM264 204V203H263ZM4 205V204H3ZM2 205V206H3ZM77 205V206H78ZM97 205H99L98 203L95 205V206H97ZM123 205L124 204H122V207H123ZM139 205V204H138ZM138 205H137V207H138ZM165 205V204H164ZM167 205V204H166ZM173 205V204H172ZM208 205V204H207ZM206 205V206H207ZM219 205V204H218ZM227 205V204H226ZM251 207H252V204H249ZM248 205V206H249ZM255 205V204H254ZM260 205V204H259ZM2 206H1V208H2ZM75 206V205H74ZM94 206V207H95ZM112 206H114V205H112ZM142 205L140 204V207H141ZM167 206H169V204L167 205ZM167 206H165V209H167L166 207ZM200 206V205H199ZM204 206V205H203ZM220 206V205H219ZM233 207H235V205H232ZM247 205H246V207H248ZM98 207V206H97ZM96 207V208H97ZM99 207H100V205H99ZM105 207V208H106ZM109 207H110V204H109ZM126 207V206H125ZM148 207V206H147ZM169 207H172L171 205L169 206ZM195 207H198L197 205L195 206ZM221 207V206H220ZM219 207V208H220ZM236 207H238V206H236ZM245 207V208H246ZM257 207V206H256ZM74 208V207H73ZM93 209V211L92 212H95V210H97V209ZM128 208V207H127ZM149 208V207H148ZM153 208V209H152ZM193 208V207H192ZM216 208V207H215ZM222 208V207H221ZM220 208V210L222 211V209ZM255 208V207H254ZM263 208H264V205H263ZM262 208V210H264ZM145 209V208H144ZM206 209V208H205ZM217 209V208H216ZM249 209V208H248ZM251 209V208H250ZM249 209V210H250ZM1 210V209H0ZM7 210L8 211H10V212H7ZM91 210H92V208H91ZM124 210H125V213L127 212V214H128V212H129V210L127 211L125 208H124ZM124 210H122V211H124ZM139 210V209H138ZM149 210V209H148ZM150 210V211H151ZM160 210V209H159ZM164 210V209H163ZM167 210H169V211H171L170 209H167ZM203 211L202 209H200L199 207H198V214L200 213V211ZM230 210V209H229ZM228 209L227 210H225V211H227V213L228 214H235V213H229L228 211H229ZM236 210V209H235ZM242 210V209H241ZM246 210V209H245ZM245 210H243V211H245ZM248 210V211H249ZM259 210V209H258ZM261 210V209H260ZM262 210H261V212H262ZM2 211V210H1ZM71 211H73V212H71ZM112 211V210H111ZM133 211H135V210H133ZM194 211H196V210H194ZM214 211H216V210H214ZM218 211V210H217ZM250 211H252L253 212V210L251 209ZM84 212H86L85 210H84ZM92 212H90L89 213V216H88V219L86 220V221H88V222H90V224H92V225H96L97 223H100V220L99 221H95L97 218H99V217H97L96 216V219H95V215H96V213L94 214H92ZM110 212V211H109ZM222 212H224V211H222ZM78 213H79V215H82V219H81V216H79L78 215ZM108 213V212H107ZM106 212H105V215H106V217L108 216V214H107ZM124 213V214H125ZM130 213V212H129ZM194 213V212H193ZM195 213H197V212H195ZM194 213V215H196V217H197V215L198 214H195ZM202 213V212H201ZM113 214V215H114ZM123 214V215H124ZM157 214H159V213H157ZM161 214V213H160ZM215 214V213H214ZM217 214H219V213H217ZM226 214V213H225ZM240 214V213H239ZM244 214V213H243ZM255 214V213H254ZM256 214L257 215H260L261 216V213L260 214H258V211H256ZM0 215H1V213H0ZM110 215V214H109ZM119 215V216H118ZM202 216H201V218L199 217V215H198V217H197V221H199V223H200V225H202L203 223V221L202 220H204L202 217H203V214H201ZM221 215H223V213L221 214ZM220 215V216H221ZM247 215V214H246ZM252 215V214H251ZM263 215V214H262ZM86 216V217H87ZM112 216V215H111ZM122 216V215H121ZM156 216V215H155ZM163 216V215H162ZM191 216V215H190ZM216 216V214L214 215V217ZM218 216V215H217ZM225 216V215H224ZM231 216V215H230ZM264 216V215H263ZM263 216H261L262 218H264ZM122 217H126V216H122ZM157 217V216H156ZM159 217V216H158ZM194 216L192 215V218H193ZM225 217H227V216H225ZM232 217H234V216H231V217H229V218H227V219H231ZM236 217V216H235ZM240 217V216H239ZM245 217V216H244ZM243 216H242V219L244 218ZM252 217H254V216H252ZM252 217H251V219H252ZM0 218H1V216H0ZM111 218V217H110ZM141 218V217H140ZM163 218H165V215H164V217ZM191 218V217H190ZM190 218H189V220H190ZM198 218H200V219H202L201 221H200V219H198ZM206 218V217H205ZM219 218V217H218ZM218 218H216V219H218ZM222 218V217H221ZM224 218V217H223ZM2 219H3V217H2ZM86 219V218H85ZM107 219H108V221H109V223L111 222V224L113 225V220H115V219H113V217H112V221H110L109 220V218L107 217ZM121 219V218H120ZM142 219V218H141ZM140 219V220H141ZM144 219H146V218H144ZM158 220H162L161 218H157ZM193 219H195L196 220V218L194 217ZM236 220H237V218H235ZM261 219V218H260ZM135 220H137L136 218H135ZM164 220V219H163ZM222 222H223V220L222 219H220ZM238 220H239V218H238ZM248 220V219H247ZM253 220H255V218H253L252 220H251V222H249L248 221V223L250 224V226H249V224L247 223L246 225H248L250 228H252L251 227V225L253 224V227H254V232H255V230H257V232H258V234H259V236H260V232H261V229H262V226H259V227H257L260 223H258L259 221H256L257 222V224H255V223H253V222H255V221H253ZM264 219H262L261 220V223H262V225H264V221H263ZM85 221V222H86ZM108 221H107V224H108ZM117 221V220H116ZM115 221V222H116ZM133 221V220H132ZM132 221L130 222V223H132ZM138 221V222H137ZM135 223H136V225H138L137 223H139V224H141V223H143V222H139V220H137ZM191 221V220H190ZM234 221V220H233ZM244 221V220H243ZM246 221V220H245ZM253 221V222H252ZM263 221V222H262ZM9 222V223H8ZM24 223V225H22L21 223ZM92 222V223H91ZM103 222V221H102ZM195 222V221H194ZM225 222V221H224ZM236 222V221H235ZM239 222V221H238ZM9 225H8V224ZM96 223V224H95ZM117 223V222H116ZM118 223H119V221H118ZM130 223H129V225L127 226V227H129L130 226ZM135 223H134V221H133V223L132 224H134L135 225ZM146 223V222H145ZM189 223V222H188ZM191 223V222H190ZM188 224V227H189V225H191L190 226V231H192V229L191 228H194V227H192V225H194L193 224V222H192V224ZM198 223V224H199ZM210 223V222H209ZM218 223V222H217ZM232 223V222H231ZM243 223V222H242ZM26 224H27V227H29L28 229H27V227H26ZM87 224V223H86ZM89 224V223H88ZM104 225H107V224H105V223H103ZM147 224V223H146ZM152 224V223H151ZM184 223L182 222V226H184L183 225ZM196 225H197V222L195 223ZM207 224V223H206ZM219 224H221V222H219ZM219 224H216L217 226H219ZM245 224V223H244ZM243 224V229L245 228V230L247 229V231L248 230H252V229H249V227L248 228H246V226ZM8 225V226H7ZM98 225V224H97ZM114 225H116V224H114ZM113 225V226H114ZM119 226H120V224H118ZM134 225H133V229L136 231L137 230V232L139 231L138 229H136V227H138V226H136L135 225V227H134ZM142 225H145V224H141V226ZM180 225V224H179ZM180 225V226H181ZM222 225H224V224H222ZM226 226H227V224H225ZM256 225V226H255ZM117 226V225H116ZM115 226V227H116ZM118 226V227H119ZM146 226V225H145ZM149 226V225H148ZM181 226V227H182ZM186 226V225H185ZM229 226V225H228ZM231 226V225H230ZM8 227V228H7ZM118 227H116L117 228V230H118V232H119V229L120 228H118ZM132 227V226H131ZM147 227V226H146ZM145 227V229H148V228H146ZM209 227V226H208ZM208 227H206V228H208ZM223 227V226H222ZM232 227V226H231ZM3 228H4V230H3ZM76 228V227H75ZM123 228H125L126 229V227H123ZM139 228V227H138ZM185 228V227H184ZM184 228H182V229H180V227H179V230L178 231H182L183 232V235H184ZM261 228V229H260ZM72 229V228H71ZM77 229H78V227H77ZM77 229H74V230H76L77 231ZM81 229V228H80ZM128 229V228H127ZM133 229H131L130 230V227H129V230L131 231V233L132 232H135ZM140 229H141V227H140ZM151 229V228H150ZM189 228H187V231H189L188 230ZM219 229H220V227H219ZM218 228H217V230L218 231H220L221 232V229L219 230ZM230 229V228H229ZM242 229V230H243ZM17 230V231H16ZM18 230H19V232H18ZM24 230H26V231H28V234H27V232L26 231H23ZM123 229L121 228V231H122ZM227 230H228V228H227ZM242 230H241V232H242ZM245 230H243V232H245ZM253 230H252V232L251 231H248V233H250L251 232V234L253 233ZM5 233H4V232ZM22 231V232H21ZM80 232H81V230H79ZM127 231V230H126ZM130 231H127V233H130ZM146 231V230H145ZM180 231V232H181ZM186 231V232H187ZM226 231V230H225ZM247 231H246V234H247ZM263 231V230H262ZM30 232V233H29ZM140 232V231H139ZM138 232V233H139ZM147 232V231H146ZM181 232V233H182ZM222 232H223V230H222ZM221 232V233H222ZM21 233V234H20ZM122 233H125V231L124 232H122ZM136 233V232H135ZM141 233V232H140ZM149 234L148 235H150V232H148ZM79 234H81V233H79ZM137 234V233H136ZM142 234V233H141ZM140 234V235H141ZM147 234V233H146ZM188 234V233H187ZM216 234H218V233H216ZM222 234H224V233H222ZM245 234V233H244ZM263 234H264V231H263ZM5 235V236H4ZM10 237H9V236ZM127 235H129V234H127ZM140 235H139V237H140ZM143 235V234H142ZM155 236H156V233L154 234ZM158 235V234H157ZM243 235V234H242ZM8 236V237H7ZM118 236H119V238L117 239V241H116V243H115V241H114V243H113V241L111 242V240H109L111 243H113V244H116L117 245V243H119L120 241H122L123 240V242L125 243V241L124 240H126V239H124V235H120V233H118ZM131 236V235H130ZM144 236V235H143ZM147 236V235H146ZM161 236V235H160ZM2 237V238H3ZM42 237H44L43 239H42ZM128 237V236H127ZM167 238H168V236H166ZM218 237V236H217ZM227 237V236H226ZM240 237V236H239ZM242 237V236H241ZM249 237V236H248ZM261 237V236H260ZM263 237H264V235L262 236V239H263ZM14 238V237H13ZM106 238H107V236H106ZM115 238H116V236H115ZM126 238V237H125ZM155 238H157V237H155ZM155 238H152V237H147L146 239H144V241H142L141 242V244L142 245H144V246H146V245H151V243H153L154 241H155ZM167 238H165V240L167 239ZM211 238V237H210ZM223 238V237H222ZM225 238V237H224ZM229 238V237H228ZM244 238V237H243ZM242 238V239H243ZM259 238V237H258ZM1 239V238H0ZM18 239H20L19 237H18ZM22 239V238H21ZM27 239H29V238H27ZM42 239V240H41ZM61 239H63V241L65 240V241H67V242H71V245H69V243H68V245L70 246V248L69 247H66V248H69V250L68 249H66L67 251H65L64 252V250L62 249L61 250V247H60V244L58 243V242H60V240ZM79 239V240H78ZM111 239V238H110ZM113 239H114V237H113ZM112 239V240H113ZM129 239V238H128ZM241 239V240H242ZM245 239V238H244ZM247 239V238H246ZM246 239L245 240H242V241H246ZM250 239V238H249ZM4 240V239H3ZM11 240H13V241H11ZM11 240H4V243H8L9 241H11V242H16V241H14V240H17L16 239V237H15V239H11ZM89 240V239H88ZM100 240V239H99ZM207 240V239H206ZM209 240V239H208ZM221 240L222 239H217L216 240V244H218L219 246H223V245H220L221 244ZM248 240V239H247ZM252 240V239H251ZM6 241V242H5ZM94 241V240H93ZM101 241H102V239H101ZM106 241V240H105ZM105 241H103V242H105ZM159 241H161V240H159ZM201 241V240H200ZM228 241V240H227ZM242 241H240V243L242 244ZM261 241V240H260ZM19 242V241H18ZM25 242V241H24ZM128 242V241H127ZM126 242V243H127ZM212 242V241H211ZM211 242H209V243H211ZM223 242V241H222ZM224 242H226L225 240H224ZM228 242H230V241H228ZM263 242H264V240H263ZM262 242V243H263ZM3 243V241L1 242V245L2 244H4ZM66 243V242H65ZM159 243V242H158ZM232 243H234V242H232ZM237 243V242H236ZM235 243V244H236ZM240 243H238L239 244V247H240ZM245 243V242H244ZM257 243V242H256ZM9 244V243H8ZM31 245V247H30V245ZM33 244V245H32ZM107 244H109L108 242H107ZM120 244H122L123 245V243H120ZM119 244V245H120ZM139 244V243H138ZM140 244V245H141ZM194 244V243H193ZM203 244V243H202ZM201 244V245H202ZM226 244H228V246L230 247V245H231V247L229 248V247H224ZM226 244H224V246H223V248H224V250L223 249H220V250H222L221 252L219 251V252H217V249H216V251L215 252H213V254H212V252H210L213 256H210L209 255V257H208V260H207V258H206V256H205V258L206 259H204V260H206L205 262V264H230L229 262H231V260L229 261V262H227V260H229L228 258L230 257H232V256H234L233 254L234 253H236L235 252V248L232 246L233 244H229V243H226ZM238 244H236V246L235 247H238ZM248 244V243H247ZM0 245V246H1ZM5 245V244H4ZM7 245V244H6ZM11 245L13 246V244L11 243ZM17 245L18 246H20V247H25V244H23V242H19V244L17 243ZM29 245V246H28ZM65 245V244H64ZM67 245V246H68ZM129 245V244H128ZM133 245V244H132ZM140 245L138 246L137 245V247H140ZM161 245H164V244H158V246H159V249H158V247H157V249L158 250H161V251H157V250H155V246H156V243L154 244V247L152 246H150V247H148V246H146V247H148L147 248V250H145V252H143V254H144V256H142V257H140L141 255H142V253L140 252V251H142V249H144V248H137L136 246L133 248L134 250H136V248H137V250H139L140 249V251L138 252L137 250L135 251V254H133L132 253V257H135V259L134 258H130V259H128V262L130 263V264H132V261L134 262L133 264H136L135 263V261H136V259H138V257L140 258L139 260H140V262L139 263H142V264H160V261H162L163 259L162 258H164V257H162L163 256V254H165V252H164V250H166L164 247H162ZM195 245H197V247L195 248L196 249V251L194 250L193 251V253L194 254H192L194 257H192V258H190V259H192L193 261H191V263H193V262H195L196 264H199L200 262H201V260H200V257H201V253L199 254V248H201V247H198L199 246V244H194V246ZM208 245V244H207ZM259 245V244H258ZM257 245V246H258ZM261 245V244H260ZM3 246V245H2ZM9 246H10V244H9ZM8 246V247H9ZM18 246H16V247H18ZM35 246V247H34ZM81 246V247H80ZM130 246L131 245H129V248H130ZM143 246V247H144ZM192 246V245H191ZM203 246V245H202ZM227 246V245H226ZM243 246H246V243H245V245L243 244ZM256 246V245H255ZM263 246V245H262ZM6 246H3V248H5ZM11 247V246H10ZM60 247V248H59ZM79 247V248H78ZM124 247V246H123ZM164 248L163 250L161 249V248ZM1 248L2 247H0V250H1ZM12 248V247H11ZM31 248V249H30ZM80 248H82V250L80 249ZM116 248V249H115ZM120 247L118 246V249H119ZM129 248H127V249H129ZM150 248H154L153 250V252L154 253H150V251H148V249L150 250ZM191 248V247H190ZM232 248H233V250H232ZM240 248H242V247H240ZM24 248L23 249H21V250H25ZM79 249H80V251L82 252V251H85V252H82L83 254L85 253V254H89L90 255V257H89V255H87L88 256V258L90 259V258H92L89 262H88V258H86V257H83L82 255L80 256V251H79ZM114 249V250H113ZM124 249V248H123ZM126 249V248H125ZM126 249V250H127ZM132 249V250H133ZM192 249V248H191ZM190 249V250H191ZM197 249H199V250H197ZM12 250V249H11ZM152 250V249H151ZM240 250H242V249H240ZM246 250V249H245ZM5 251H7V250H3L2 252V254L4 255V253H5ZM14 251V250H13ZM16 251H18V250H16ZM118 251V250H117ZM120 251H122V250H120ZM129 251V250H128ZM144 251V250H143ZM157 251V252H156ZM169 251V250H168ZM171 251H173V250H171ZM213 251V250H212ZM236 251H237V249H236ZM8 252H12V251H8ZM18 252H20V251H18ZM21 252L20 253H18L19 255V259H21V257H23V256H21L20 254H21ZM129 252H131V251H129ZM192 252V251H191ZM191 252H190V254H191ZM202 252H204L203 250H202ZM217 252V253H216ZM13 254H14V252H12ZM114 253H116V251L114 252ZM125 253V252H124ZM138 253H140V254H138ZM172 253V252H171ZM189 253V252H188ZM214 253H216V254H214ZM263 253V252H262ZM13 254H8L7 253V255H10V256H7V255H5V256H3L4 258H5V260H4V264H28V262L26 263V262H24V261H27V260H24V261H18V258L17 259H15L14 257H17V256H13ZM118 254H119V252H118ZM128 254V253H127ZM241 254V253H240ZM261 254V253H260ZM15 255V254H14ZM55 255H54V259L56 260L57 258L55 257ZM114 255V254H113ZM120 255V254H119ZM129 255V254H128ZM134 255V256H133ZM138 256V257H136V256ZM171 255V254H170ZM235 255H237V254H235ZM2 256H1V259H2ZM13 256V257H12ZM51 256V255H50ZM86 256V255H85ZM112 256V255H111ZM125 256H126V254H125ZM165 256V255H164ZM166 256H167V254H166ZM169 256V255H168ZM255 256V255H254ZM258 256H259V254H258ZM257 256V257H258ZM28 257H27V259H28ZM62 257V256H61ZM61 257H60V259H61ZM113 257V256H112ZM235 257V256H234ZM234 257H232V258H234ZM260 257H261V255H260ZM263 257V256H262ZM26 258V257H25ZM43 258V259H42ZM52 258V257H51ZM64 258V257H63ZM126 258H128V257H126ZM176 258V257H175ZM177 258H179V257H177ZM186 258V257H185ZM231 258V259H232ZM237 258V257H236ZM59 259V260H60ZM112 258L110 257V260H111ZM132 259H134V260H132ZM201 259H202V257H201ZM262 259V258H261ZM45 260H46V263H45ZM50 260V259H49ZM61 260H63V259H61ZM138 260V261H139ZM203 259H202V264H203V261H204ZM232 260H234V259H232ZM263 260V259H262ZM57 261H58V259H57ZM56 261V262H57ZM104 261V262H105ZM112 261V260H111ZM173 261V260H172ZM175 261V260H174ZM173 261V262H174ZM39 262V263H38ZM87 262V263H86ZM163 262V261H162ZM161 262V263H162ZM199 262V263H198ZM254 262V261H253ZM252 262V263H253ZM256 262V261H255ZM1 263V262H0ZM54 263H55V261H54ZM53 263V264H54ZM62 263V262H61ZM112 264H128L127 263V260H125V258L124 257H119L117 260H113L112 262H111ZM177 263V262H176ZM184 262H182V263H179V264H183ZM232 263H234V262H232ZM105 264H110V262L109 263H105ZM174 264V263H173ZM255 264H257V263H255ZM262 264V263H261Z\"/></svg>",
    "mask_w": 264,
    "mask_h": 264
}]
</instances>
